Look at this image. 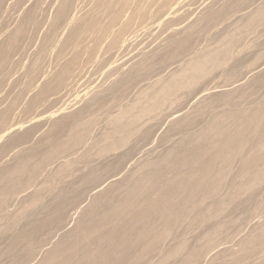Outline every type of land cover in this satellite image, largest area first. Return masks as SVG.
Instances as JSON below:
<instances>
[{"label":"rangeland","instance_id":"obj_1","mask_svg":"<svg viewBox=\"0 0 264 264\" xmlns=\"http://www.w3.org/2000/svg\"><path fill=\"white\" fill-rule=\"evenodd\" d=\"M4 1H5V3H4ZM11 1L14 3H11ZM3 0V4L4 5H2V2H1V4H0V9L2 8V7H6V9L5 8H2L1 10H0V13L2 14H0V37H2V38H0V40L2 39V41H4V39H6V37H7V35L9 36L10 35V33L12 32H14L18 27H20V26H23L22 28L24 29L25 28V30H23V33L25 32V34L23 35V33H22V36L20 35L18 38H20V39H18V40H16L17 41V43L16 44H18V45H16V47H18L17 49H16V51H18L19 53H16V51H15V49H14V51L12 52V54H10V56H9V58H7V62L4 64L3 62L0 64V130L2 129V128H4V126H7V125H14L15 127H17L18 129H17V131H16V128H15V130H13L12 129V131L10 132V133H8L7 135H5L3 138H1L0 140L2 141H0V159H2V160H0V175L1 174H4L1 170H3V169H6V170H8V169H10V167H12L15 163H14V161L15 160H17L16 159V157L19 155L18 153L20 152H22L23 151V154H21V155H19L20 156V158L21 157H23L22 155H24L26 152H27V149H28V152H29V150L30 151H33V150H35L36 151V149H34L35 147L39 150H37V152H36V157H32V161L33 160H35L34 162L38 165V167H36V165L34 164V162H33V164L34 165H31V164H29L31 167H33L34 169H39V171L37 170V172H36V170H34L35 172H36V176H34V178H35V181L34 180H31L30 181V184H28L29 182H27V184L25 185V184H23V185H21V186H19V187H21V188H16V195L14 194V196H10L11 197V201L13 200V202H11L9 199H10V197L7 199V201L5 202V206H4V208L2 207V208H0V211L3 209V211H4V213H2L3 211H1V213L0 214H2L3 215V218H2V215H0V228L2 229L3 227H4V225L2 226V224H5V229L6 230H9V231H7L8 233L11 231L10 229L12 228V232H10V233H12V235L13 234H16V233H18V231H17V229H20V231H21V226H24L23 228H25V227H28L26 224H28V216H24L25 215V213H26V215H28V213H29V211H27L28 209H30V208H34V209H38L40 206H42V205H45V206H47V207H45L44 206V210H42L43 209V206L42 207H40L39 209H40V211L42 212V214H40L41 212H39V211H36V210H34L33 211V209H31V211H33L34 213H35V216H36V214H37V212H39V215H41V216H36V219L37 218H39V217H42L43 215H44V217H46L47 218V216L49 215L50 217H52V216H54V214H52L53 213V211H57V209H55V210H52V212H50V214H48L49 212H48V210L49 209H53V208H56V206H55V203L54 202H56L55 201V199H57L58 197L56 196V195H54V193L55 194H57L56 192H57V187H58V185L59 184H61L65 179H67L66 180V183L67 182H69L68 180H71L72 178H74V179H78V181L76 180V181H74V179H72L71 181H74V182H80L81 180L80 179H82V177L85 175V173L87 172V170H88V165H89V163H91L90 165L93 167V165L92 164H97V165H100V164H102L103 162H101V161H103L102 159H100L99 160V156L97 155V157H96V153L95 152H97V151H95L94 149H96L97 147H100V145H101V143L104 145L109 139V136H111L110 134H112L111 133V131H113L112 129H113V127H114V125H112L111 123H113V124H115L116 123V121L118 120V122L116 123V124H123L124 123V121H125V119H121V120H119L120 118H121V113L122 112H124V110H126L127 108H128V106L130 105V104H132V105H130L129 106V108H132L131 106H133L134 107V111H135V108L137 109L138 108V110H139V108H143V106H145L146 107V105L148 104L147 102H150V95H149V97H147V95L148 94H150V93H153L154 91H156L157 89H158V87L162 84V83H165V82H167L168 80H169V78L170 77H174V76H176V74L177 73H180L182 70H180V68L182 69V68H185V67H187L188 66V61H190V60H192V61H194V59H195V61L197 60V58H198V56H200L201 54H204V53H206V52H209L210 50H215V48H219V47H221L220 46V43H221V45H222V41L225 39H227V40H231L232 38H233V36L235 35V36H237V34H238V32L239 33H241L240 35L242 36H239V39L238 40H236L233 44H232V48H231V52H230V54H231V56H232V58H231V56H230V58L231 59H229L228 61H225V62H221V64L222 65H220L219 66V70H211V72L210 71H207V74H206V77H203V78H200V82H198L199 81V79L194 83V85L192 86H189V87H187L186 89L185 88H183L182 90H180L176 95H178V97H176V100L174 99L175 98V96H173L171 99L172 100H169V101H167L164 105L165 106H163L161 109H163L164 108V110H163V112H162V114H159V113H161L160 111H162L161 109H159V110H157V112L155 111L153 114L154 115H148L147 116V118L145 117L144 119H142V121H140L141 123H139V126H138V132L137 133H139V129H141L142 131L144 130V132H145V136L147 135L146 133L148 132V135H147V137H145L144 135H140V133L142 134L143 132L142 131H140V133L139 134H137L138 136L136 137L135 135H134V137H132L130 140L131 141H129V143L130 142H134V144H138L136 147H135V145L133 146V144L131 143L130 145H132V146H129V145H127V147H128V149L130 148L131 149V151L132 152H130V155H131V157L130 156H128V157H130L131 159L130 160H128L127 161V159H129V158H127V159H125L126 161H127V165H126V163H125V160H123L122 161V163L117 167V169H119V170H113V172L114 173H112V172H110V170H108V172L110 173V174H114V175H116V173L117 172H120V171H122V173L120 172V173H117V175H118V178H120V174H123V176H122V180H121V178H120V180H119V184L116 186L117 188H120L123 192H121V190L119 189H113V190H111L110 189V191L112 192L111 193V195H112V197H113V200H116V199H114V197L115 198H117L118 196V198L117 199H119V198H121V194H122V197H124L128 192H129V187H130V181L131 180H133L134 178L136 179V171H137V169H138V171H140L141 170V168H142V164L143 165H145V164H153V163H155L156 162V160H158L160 157H162V154L164 155V153H163V151H165L166 150V152L167 151H169L168 149L170 148V150H179V145H180V143L182 144V141H185L184 139H186V138H183V137H187V139L186 140H189V138L191 139V137L193 138L194 136H193V134L194 135H198V133L199 132H201V131H203L207 126H208V124H210V122L211 121H213V119H214V116L216 117V116H218V114L220 113H226V112H230V110H232V111H235V109L236 108H238V109H236V110H241L240 109V107L241 108H247V109H250L251 108V106L252 107H254V106H259V104H257V103H260V105L261 104H264L263 103V101H264V83L263 84H261L260 82H262V80L260 81V79L257 81V79L260 77L261 79H263V74H264V58H262V56L264 57V18L262 19V20H259V21H254V23H252V17L254 16V14L258 11V9L260 10V5H264V0H256V3H255V1L254 0H248L250 3H248V1L247 0H245L244 1V3L242 4V6H241V3H239L238 5H237V7L234 9V10H232V11H230V13L228 12V13H226L221 19H218V20H216V21H214V22H212V23H210L209 24V26L208 27H205V28H199V27H197V26H195V28L193 29V30H191L190 31V28H189V25L191 26V25H193V24H195L198 20H199V17H202L203 15L204 16H206V15H208V13H206L207 11L209 12L210 11V9H212V10H218V9H220L221 7H220V5L222 4V6L224 5V3H225V1L226 0H216V1H214V0H189V1H185L184 2V0H180V2H179V0H171L172 2H173V4H180L178 7H180V8H172L173 6H171V8H166V7H170V6H167V4L166 3H168V2H166L165 0L163 1V0H139V2L137 1V3H138V5H137V3L135 2L136 0H134V3H133V0H127V1H130L131 2V4H128L129 5V7H128V5L126 6V7H128L127 8V10H126V7H125V12H124V8L122 9V11H121V14H123L122 16H124L123 17V22L122 23H124V24H122L121 22L119 23V21L117 20V22L115 21V22H113V23H109V17H108V15L107 16H105L106 14H107V12L106 11H102L103 13V15L105 16V17H108L107 19L106 18H104V16L102 17L101 15V10H99V9H97L96 8V13H95V7L97 6L96 4H97V1L98 0H74V1H76L77 2V5H76V2L74 3L73 2V0H72V5H71V7H73V11H75V12H73V11H71V9L69 10V13H68V15H67V19H66V21H68V19H69V17H73L74 16V13H75V15H77V16H75L76 18H75V22H73V24L71 25V27H73L74 25H76V24H79V23H81V21H83V20H85V18H90V17H92L93 16V18H97L98 17V20L96 19V21L99 23L100 21V23L99 24H101V25H103L104 26V23L106 24L105 26H107V30H111V32L110 31H106V32H109V35H107V33H103V34H101V33H99V34H96L95 35V33H98V32H96V30H94V31H89L90 33H92V34H89V33H87V32H85V31H83L84 33V35H85V37L86 36H88V34H89V36L88 37H86V39L88 40V38L90 39V41H88L89 42V48H88V44H86L87 42L86 41H84V40H86L85 39V37H84V35L82 34L81 35V37L83 36L84 37V40H83V42L80 44L79 42H77L78 44H76V42H75V44H74V42L73 41H81L82 39H83V37L80 39V37L78 38V39H76L75 38V40L74 39H72L71 41H70V43H68V41L66 40L68 37H69V34H70V32H69V30L71 31V27L69 26V25H67V23H66V21H61L62 22V24H61V22H59L56 26H58V25H60V26H58V27H60V28H58V27H56L55 28V30H56V33L54 32V33H51V31L49 30V29H51V26L54 24V22H55V18H53V17H55L54 15L55 14H57V11H58V8H60L61 7V4H63V2H65L66 0H61V1H58V0ZM63 1V2H62ZM83 1V2H82ZM120 2L121 1H123V0H119ZM118 0H115V1H113L112 0V3L113 2H115V4L117 5H115L114 4V6H115V8L116 7H118L119 6V4H120V2H119ZM150 1V2H149ZM154 1V2H153ZM156 1V2H155ZM178 1V3H176V2ZM181 1H183L182 3H184V4H181ZM196 1V2H195ZM221 1V2H220ZM8 2V3H7ZM26 2V3H25ZM33 2H34V4H33ZM35 2H37V3H35ZM40 2V3H39ZM78 2H79V4H78ZM130 2H128V3H130ZM142 2V3H141ZM150 3V4H148V3ZM161 2V3H160ZM162 2H166L165 3V8H164V10L166 11L167 9H168V11H166V16L165 17H167L168 18V15L170 16H172L173 14H171L174 10H176L177 11V13L176 14H174L171 18H169V19H156L157 18V16L159 17V15L160 14H158V13H156L157 11L156 10H158L159 9V7L162 5V4H164V3H162ZM175 2V3H174ZM192 2V3H191ZM194 2V3H193ZM215 2H217V3H215ZM252 2V3H251ZM260 2V3H259ZM46 3V4H45ZM59 3V4H58ZM136 3V4H135ZM141 3V4H140ZM156 3V4H155ZM159 3V4H158ZM170 4H171V2H169ZM169 3H168V5H169ZM188 3V4H187ZM220 5H219V4ZM246 3H248L249 5H250V7L252 6V8H250L249 6H248V4H246ZM9 4V5H8ZM37 4V5H36ZM41 5V6H39V5ZM48 4V5H47ZM93 4V5H92ZM161 4V5H160ZM172 4V5H173ZM217 4V5H216ZM258 4V5H257ZM2 5V6H1ZM6 5V6H5ZM34 5V6H33ZM58 6L59 5V7H56V6ZM76 5V6H75ZM96 5V6H95ZM132 5H133V7H135V5H136V9L134 8H132ZM153 5H154V7H153ZM185 5V6H184ZM188 5V6H187ZM210 5H212L213 6V8H211L212 6H210ZM219 5V6H218ZM31 6H33V8H35V9H32V7ZM54 7L53 9H52V7ZM143 8H142V7ZM157 6H159V7H157ZM175 6V5H174ZM239 6V7H238ZM248 6V7H247ZM257 6V7H256ZM10 7V8H9ZM80 7V8H79ZM94 7V8H93ZM112 7H113V4H112ZM133 9V11L131 10V8ZM138 7H141L142 8V10H141V8H138ZM176 7V6H175ZM210 7V8H209ZM216 7H219L218 9L216 8ZM258 8L257 10H256V8ZM262 7H264V6H262ZM261 7V8H262ZM14 8V9H13ZM29 8H30V10H29ZM44 8V9H43ZM76 8V9H75ZM77 8H78V11H76L77 10ZM90 8H93V11H94V13L95 14H97V17H94V16H96V15H91V14H93L92 12V10L90 9ZM148 8V9H147ZM241 8V9H240ZM243 8V9H242ZM245 8H246V11H247V13H246V11H245ZM7 9H8V11H7ZM13 9V10H12ZM47 9V10H46ZM57 11H56V10ZM75 9V10H74ZM86 9V10H85ZM130 9V10H129ZM137 9H138V12L141 14V15H139V16H142L143 15V17H141L140 19L141 20H139L137 17H139L138 15H137ZM174 9V10H173ZM180 9V10H179ZM253 9H255V10H253ZM5 10V11H4ZM28 10V11H27ZM33 10H36V13L35 12H33ZM37 10L39 11L40 10V12H38L37 13ZM99 10V11H98ZM136 10V11H135ZM142 11L143 12V14H142V12H140V11ZM145 12H144V11ZM151 10V11H150ZM171 10H172V12H171ZM192 10V11H191ZM200 10L202 11V12H200ZM255 12L254 14H253V11ZM1 11H3V12H5L4 14H5V18L3 17V12H1ZM16 11V12H15ZM31 11H32V13H31ZM45 11V12H44ZM49 11H51V12H49ZM82 11V12H81ZM86 11V12H85ZM90 11V12H89ZM97 11H98V13H97ZM154 11V12H153ZM164 11V12H165ZM205 11V12H204ZM241 11V12H240ZM30 12V13H29ZM54 12V13H53ZM73 12V13H72ZM78 12V13H77ZM80 12V13H79ZM123 12V13H122ZM132 13V12H134V13H132V16H130V18H129V16H128V14L129 13ZM136 12V13H135ZM149 12V13H148ZM187 12V13H186ZM189 12V13H188ZM250 12H251V14L253 15H249V16H251L250 17V19H247L248 21L249 20H251V25L252 24H255V25H252V27L250 28L251 29V31H247V30H250V29H247L246 28V23H248V22H246L247 20H246V17H247V15L248 14H250ZM15 13V14H14ZM46 13V14H45ZM77 13V14H76ZM86 13L88 14H90V15H86ZM131 13L129 14V15H131ZM146 13V14H145ZM233 13V14H232ZM236 13V14H235ZM245 13H246V15H245ZM25 14H28V15H30V17L32 16V18L33 17H35V18H33V20H31V22H28V23H24V21L23 20H25V16H28V15H25ZM72 14V15H71ZM79 14H80V16H79ZM81 14H84V15H81ZM101 14V15H100ZM126 14V15H125ZM136 14V15H135ZM151 14V15H150ZM156 14V15H155ZM198 14V15H197ZM206 14V15H205ZM36 15V16H35ZM44 17H43V16ZM53 15V16H52ZM98 15H100L102 18H101V20L99 19L100 18V16H98ZM135 17H134V16ZM144 15H146V16H144ZM228 15H230V16H228ZM238 15V16H237ZM245 17V19L242 17ZM245 15V16H244ZM24 16V17H23ZM79 16V17H78ZM128 16V18H126ZM149 16V17H148ZM155 17V19H154V17ZM232 16V17H231ZM240 16V17H239ZM248 16V17H249ZM30 17H28L29 19H32V18H30ZM81 17H84L83 19L81 18ZM121 17V16H120ZM145 17V18H144ZM187 17V18H186ZM4 20H3V19ZM10 18V19H9ZM45 18V19H44ZM51 20H50V19ZM53 18V19H52ZM136 18V19H135ZM142 18H143V20H142ZM148 18V19H147ZM153 18V19H152ZM236 18H239V19H241V20H239V19H236ZM2 19V20H1ZM7 19V20H6ZM41 19V20H40ZM47 19V20H46ZM81 19V20H80ZM120 19V21H122L121 19H122V17L121 18H119ZM127 19H129L128 21H131V22H128V21H126ZM150 19V20H149ZM191 19V20H190ZM19 20V21H18ZM54 20V21H53ZM102 20H107V23L109 24V26L107 25V23L105 22V21H102ZM109 20V21H108ZM139 20V21H138ZM154 20V21H153ZM163 20V21H162ZM220 20V21H219ZM238 20V21H237ZM246 20V21H245ZM33 21H37L36 23H33ZM40 23H39V22ZM47 21V22H46ZM51 21H53V23L51 22ZM142 21V22H141ZM155 21H158L159 23H157V22H155ZM168 21V22H167ZM195 21V22H194ZM219 21V22H218ZM240 21V22H239ZM245 21V22H244ZM12 22V23H11ZM79 22V23H78ZM104 22V23H103ZM125 22H128L129 24H131L130 26H128V30L130 31H128L127 29L125 30V31H128V32H126V33H124L123 32V36L121 35L120 36V40L121 41H123V40H125V39H127V38H129V39H127V40H129V42H132V44L130 43V45H133L132 47H130L129 46V48H128V41H126V46L124 45L123 47L124 48H127V49H123V47L122 48H120V50L119 51H116L115 53H119L118 55L117 54H113L112 55V57L114 56V55H116V56H114L115 57V59H112V57L111 58H109V52H107V45L106 44H108V46H109V44H110V42H111V40L113 39L112 37H114V35H116L115 33H117L118 32V26H120V29L126 24ZM258 23L257 25H256V23ZM18 23H22V24H20V25H18ZM32 23V26H30V24ZM37 23H39V24H37ZM117 23H119L118 25H117ZM147 23V24H146ZM151 23V27L153 28V29H151V28H149V24ZM152 23H154V26H155V28H154V26H152L153 24ZM155 23H156V25H155ZM162 23V24H161ZM188 23V24H187ZM190 23H192V24H190ZM215 23V24H214ZM234 23V24H233ZM29 26H28V25ZM41 24V25H40ZM64 24V25H63ZM122 24V25H121ZM242 25V26H240V25ZM246 24V25H245ZM8 25V26H7ZM10 25V26H9ZM18 25V26H17ZM50 25V26H49ZM63 25V26H62ZM114 25H117L116 27L114 26ZM163 25V26H162ZM184 25V26H183ZM216 25V26H215ZM230 25V26H229ZM244 25H245V27H244ZM17 26V27H16ZM34 26H35V29H34ZM37 26V27H36ZM48 26H49V29H48ZM111 26V28H112V26L115 28V29H110L109 27ZM134 26V27H133ZM146 26V27H145ZM214 26V27H213ZM240 26V27H239ZM260 26V27H259ZM27 27V28H26ZM30 27V28H29ZM242 27V28H241ZM3 29V31H4V34H3V36H2V29ZM65 28H66V30H67V28H69L67 31L65 30ZM116 28H117V31H116ZM127 28V27H126ZM131 28H133L132 30H131ZM138 28V29H137ZM143 28V29H142ZM176 28H178V30L174 33L173 31L176 29ZM189 30H188V29ZM211 28V29H210ZM234 30H233V29ZM245 28H246V30H245ZM9 29L11 30V31H9ZM12 29H15V30H13L12 31ZM149 29H150V32H149ZM183 29V30H182ZM192 29V28H191ZM196 29H200V31H195ZM219 29V30H218ZM227 29L230 31V33H229V31H227ZM238 29V30H237ZM254 29V30H253ZM59 32H58V31ZM136 31L135 33V35H136V37H135V35L133 34L134 33V31ZM148 30V31H147ZM233 30V31H232ZM242 30V31H241ZM245 30V31H244ZM253 30V31H252ZM7 31H9V32H7ZM63 31H65V32H63ZM163 31V32H162ZM178 31H181L180 32V34L182 35H180L179 34V32ZM189 33H188V32ZM207 31V32H206ZM236 31V32H235ZM238 31V32H237ZM246 33H244V32ZM261 31V32H260ZM5 32H7V35H6V33ZM44 32V33H43ZM48 32V33H47ZM94 32V33H93ZM112 32H114V33H112ZM133 32V33H132ZM138 32V33H137ZM155 32V33H154ZM183 32V33H182ZM185 32V33H184ZM187 32V33H186ZM191 32V33H190ZM220 32V33H219ZM231 32L233 33V34H231ZM243 32V33H242ZM250 33V34H248V33ZM252 32V33H251ZM9 33V34H8ZM11 33V34H12ZM47 33V34H46ZM52 35H55V36H52ZM62 33H64V35H61ZM111 33V34H110ZM160 33V34H159ZM207 33V34H206ZM215 33V34H214ZM96 36H94V35ZM147 34V35H146ZM173 34H175L176 36H174ZM185 34V35H184ZM187 34H193L192 36H189V35H187ZM49 35H50V37H49ZM67 35H68V37H67ZM90 35H93V36H90ZM107 35V36H106ZM132 35H134V36H132ZM197 35V36H196ZM210 35V36H209ZM215 35V36H214ZM219 35V36H218ZM244 35V36H243ZM255 35V36H254ZM25 36V37H24ZM51 36H52V38H51ZM65 36H66V39H65ZM102 38V42H101V39H100V37ZM110 36V37H109ZM125 36V37H124ZM129 36H131V38L129 37ZM138 36V37H137ZM158 36V37H157ZM167 36V37H166ZM179 36H181V37H179ZM186 36H189L190 37V41H192V42H190L189 41V43L191 44V48L189 49V50H187L188 52L187 53H185V52H182V53H178V55H177V57H175V61L173 62V63H170V65L168 64V62L167 61H164L163 62V59H161L160 57V55H157L156 54V52H159V53H161V55H163L164 53H168V52H164V50H165V47L166 46H164V45H167V47H168V49H172L171 51H173V48H174V44H172V43H174L175 41H177V40H179V39H183V38H185ZM194 36V37H193ZM200 36V37H199ZM222 36H224L225 38H223ZM227 36H228V38H227ZM234 36V37H235ZM254 36V37H253ZM257 36V37H256ZM261 36V37H260ZM23 37H24V39H23ZM47 37V38H46ZM54 37V38H53ZM61 37V38H60ZM92 37V38H91ZM97 37H99L98 38V40H95L96 42H95V45H93V42L92 41H94V38H96L97 39ZM147 37V38H146ZM153 37H155V38H153ZM169 37V38H168ZM175 37V38H174ZM179 37V38H178ZM192 37V38H191ZM217 37V38H216ZM241 37V38H240ZM250 37V38H249ZM259 37V38H258ZM43 38V39H42ZM56 38V39H55ZM110 38V39H109ZM125 38V39H124ZM136 38V40L134 41V39ZM144 38V39H143ZM178 38V39H177ZM214 38V39H213ZM221 38H222V40H221ZM27 39V40H26ZM32 39V40H31ZM49 39V40H48ZM61 39H63L62 41H61ZM92 39V40H91ZM100 39V40H99ZM193 39V40H192ZM253 39L255 40V41H253ZM259 41H258V40ZM24 40V41H23ZM57 40V41H56ZM132 40V41H131ZM139 40V41H138ZM160 40V41H159ZM167 40H170V41H168V42H166ZM175 40V41H174ZM249 40V41H248ZM257 40V41H256ZM22 41H23V43H22ZM65 41H67L66 42V44L64 43ZM211 41V42H210ZM220 41V42H219ZM44 42H46V44L44 43ZM58 42H60V44H61V42H63L62 43V45L60 46L59 45V43ZM98 42V43H97ZM166 42V43H165ZM215 42V43H214ZM1 43V42H0ZM55 44V46H52V45H54ZM164 43V45H160V44H163ZM168 43L169 44H171V45H169L170 47H172V48H170L169 46H168ZM194 43V44H193ZM217 43V44H216ZM250 43V44H249ZM52 44V45H51ZM58 44V45H57ZM63 44H64V46H66V47H64L63 46ZM80 44V46H81V48L79 47V46H77V45H79ZM85 45V46H83V45ZM97 44V45H96ZM193 44V45H192ZM237 44V45H236ZM254 44V45H253ZM45 45V46H44ZM68 45H70L69 47H68ZM73 45V46H72ZM74 45H76V46H74ZM100 45V47H98ZM136 45V46H135ZM158 45H160V46H158ZM173 45V46H172ZM200 45V46H199ZM207 45V46H206ZM219 45V46H218ZM235 45H236V47H235ZM58 46H60V48L58 49ZM63 46V47H62ZM87 46V47H86ZM141 46V47H140ZM149 46V47H148ZM164 47V48H162V47ZM206 46V47H205ZM252 46H254V47H252ZM256 46V47H255ZM27 47H29V48H27ZM55 47V48H54ZM61 47H62V49H61ZM68 47V48H67ZM71 47H76V48H78V50H76V51H80V53H82V49L83 48H85L86 47V49H89L90 50V52H92V55H90V56H93V57H91L90 59H89V55L88 56H86V54L83 52L82 54H79V56L81 55L85 60H82L81 59V57H80V59L79 60H82L81 61V63L79 62L78 63V65H77V68L78 69H80V70H72V74H71V72H70V74H69V77H68V79L66 80V81H68L67 82V88H66V86H64V85H66V83L63 85V87H65V88H63L62 86L59 88V90H54V89H51V90H49V91H47V92H45V93H43L41 96H40V98H38V102L36 103V105L34 104L33 105V107L31 106V103H32V101L35 99V96H39V94H40V92H41V90H42V88L46 85L45 83H48L49 81H51L52 79H54L55 78V76L57 75V73H59V71L61 70V66H63V65H61L60 66V64H62V62H63V64H65L66 63V61H68L67 59H69L68 58V56L70 57L71 55H69V54H71V52H72V50L74 51V48H71ZM90 47H98L97 49H91ZM107 47V48H106ZM156 47V48H155ZM158 47V48H157ZM159 47H161V48H159ZM166 47V48H167ZM194 47V48H193ZM252 47V48H251ZM43 48H45V51H42V49ZM66 48V49H65ZM75 48V49H76ZM104 48V49H103ZM105 48H106V50H105ZM131 48V49H130ZM146 48L148 49V50H146ZM251 49V51H250V49ZM58 49V50H57ZM64 49V50H63ZM124 51H123V50ZM153 49V50H152ZM154 49H157V50H154ZM160 49H162V50H160ZM167 49V50H168ZM208 49H210L209 51H208ZM240 49H242V50H240ZM32 50V51H31ZM36 50V51H35ZM44 50V49H43ZM52 50H55V51H52ZM66 50V51H65ZM67 50H69V51H67ZM93 50H94V52H93ZM103 50V51H102ZM126 50V51H125ZM135 50V51H134ZM167 50H165V51H167ZM203 50V51H202ZM256 50V51H255ZM258 50V51H257ZM58 51H59V53H60V51L61 52H64L65 54H67V52H68V55H66V57H67V59L66 60H64L66 57H65V54L64 53H62V55H64V56H62L61 55V53L59 54L58 53ZM105 51V52H104ZM121 51L122 52H125L124 54L123 53H121ZM140 51L141 52H153L154 51V53L156 54V57L154 56V58H157L156 60H151L150 62L151 63H149L150 64V66H151V64H152V61H153V64H152V68L150 67V68H147V70H144V71H146L145 73H143L142 71L143 70H141V74L143 75L144 74V76H149V77H142L141 78V76L137 79V80H135V81H131V82H129V83H127L126 81L124 82V81H120V76L118 75V72H115L116 71V68H118V67H115V66H119V65H121V64H119L118 62H122L121 60L120 61H118L119 59H120V57H122V55H125V58H131L132 56L134 57V53L136 54H138V52L140 53ZM156 51V52H155ZM161 51V52H160ZM163 51V52H162ZM169 51V50H168ZM193 51V52H192ZM250 51V52H249ZM53 52V53H52ZM96 52H98V53H96ZM170 52V51H169ZM253 52V53H252ZM255 52V53H254ZM262 52V53H261ZM32 53V54H31ZM44 55H43V54ZM51 53H52V55H51ZM57 53V55L59 56V57H61V59L57 56V55H55V54ZM95 53V54H94ZM105 53L108 55H105ZM120 53H121V55H120ZM197 54V55H195V54ZM15 54V55H14ZM35 54V55H34ZM39 54V55H38ZM48 54V55H47ZM84 54V55H83ZM102 54H104V55H102ZM128 54V55H127ZM130 54V55H129ZM133 54V55H132ZM182 54V55H181ZM186 54V55H185ZM193 54V55H192ZM262 54V55H261ZM13 55V56H12ZM41 55H43V56H41ZM61 55V56H60ZM132 55V56H131ZM195 55V56H194ZM259 55L261 56V57H259ZM12 56V57H11ZM23 56V57H22ZM38 56H40V57H38ZM57 56V57H56ZM257 56H258V58H261V60H262V62L261 61H259V59L257 58ZM18 57V58H17ZM49 57V58H48ZM65 57V58H64ZM109 58V60H107L108 58ZM132 57V58H133ZM181 57V58H180ZM191 57V58H190ZM16 58V59H15ZM43 58V59H42ZM55 58V59H54ZM177 58V59H176ZM254 58H257V60L259 61V63H257V61L254 59ZM39 59V60H38ZM59 59V60H58ZM111 59V60H110ZM185 59V60H184ZM241 59V60H240ZM243 59H245V60H243ZM54 60V61H53ZM61 60V61H60ZM65 62H64V61ZM90 61V63H87L88 61ZM91 60H92V63H91ZM93 60H94V63H93ZM115 62H117V63H115ZM117 60V61H116ZM158 60H160V62H157ZM162 60V61H161ZM237 60H238V62H237ZM256 61V63L257 64H255L254 62ZM39 61H41V62H39ZM56 61V62H55ZM86 61V65H85V68H84V62ZM107 61H108V63H107ZM110 61H113L114 63H111ZM183 61V62H182ZM229 61H231V62H229ZM5 62V61H4ZM58 62V63H57ZM96 62V63H95ZM106 62V63H105ZM110 62V63H109ZM172 62V61H171ZM182 62V63H181ZM191 62V61H190ZM190 62H189V64H190ZM234 62H236V63H234ZM157 63V64H156ZM158 63H161L160 65V67H159V64ZM164 63V64H163ZM175 63V64H174ZM245 63V64H244ZM252 63H254L255 65H260L259 66V68H257L255 71H254V68L256 67L255 65H253ZM260 63H263V64H260ZM106 64H109V66H107ZM110 64H112V65H110ZM114 64H115V66H114ZM149 64H147V67H148V65ZM157 65V67H155V68H153L154 67V65ZM166 64V66H164ZM167 64L169 65V66H167ZM173 64V65H172ZM181 64H184L183 66H181ZM225 64V65H224ZM238 64V65H237ZM2 65V66H1ZM41 67H40V66ZM83 65V66H82ZM89 65H92V67L91 66H89ZM155 65V66H156ZM185 65H187V66H185ZM252 67H251V66ZM263 65V66H262ZM60 66V67H59ZM81 66V67H80ZM106 66V67H105ZM162 66H164V68L162 67ZM172 66V67H171ZM176 66V67H175ZM181 66V67H180ZM185 66V67H184ZM234 66V67H233ZM238 66H239V68H238ZM253 66H254V68H253ZM87 67V68H86ZM91 67V68H90ZM128 67V66H127ZM127 67L125 66V67H123V69L124 68H126L127 69ZM180 67V68H179ZM221 67V68H220ZM236 67V68H235ZM247 67V68H246ZM249 67H251V69L249 68ZM57 68V69H56ZM76 68V67H75ZM83 68H84V70H83ZM99 68V69H98ZM159 68H161V69H159ZM164 70H163V69ZM177 68V69H176ZM241 68V69H240ZM261 68V69H260ZM101 69V70H100ZM115 69V70H114ZM146 69V68H145ZM148 69H149V73H150V71H152L153 69L155 70V72H154V70L152 71V74L150 75L147 71H148ZM152 69V70H151ZM159 69V70H158ZM172 69H174L175 71H177L176 73H175V71L174 70H172ZM229 69L231 70V72L232 73H229ZM233 69H234V71H233ZM253 70V71H248V70ZM39 70V71H38ZM83 70V71H82ZM109 70V71H108ZM163 71V72H161V73H158L159 71ZM170 70V71H169ZM178 70H180V71H178ZM235 70H236V73H235ZM240 70V71H239ZM261 70V71H260ZM44 71V72H43ZM74 71H78L77 73V75L75 76V74H76V72L74 73ZM172 71H174L173 72V74L174 75H172ZM238 71V72H237ZM256 71L258 72V73H260V74H262V75H260V76H258V78H257V74H256ZM47 72H48V75H47ZM54 72V73H53ZM55 72H57V73H55ZM91 72V73H90ZM113 72V73H112ZM234 72V73H233ZM241 72V73H240ZM247 72V73H246ZM254 72V74H252ZM79 73H81V75L79 74ZM115 73H117V78H116V74ZM169 73V74H168ZM213 73V74H212ZM237 73L239 74L238 75V77H236L237 76ZM114 74V76H112ZM149 74V75H148ZM156 75V76H154V75ZM160 76H159V75ZM164 74V75H163ZM215 74V76H213ZM234 77H231V75ZM43 75H44V77H43ZM91 75V77H89ZM172 75V76H171ZM253 75H254V77H253ZM259 75V74H258ZM47 76V77H46ZM54 76V78H52ZM71 76V77H70ZM167 76H170V77H167ZM212 76V77H211ZM227 76V77H226ZM241 76V77H240ZM243 76H244V78H243ZM251 76L254 78H252V80H253V82L255 83V85L256 84H258V85H260V86H256L255 87V85L253 86V88L254 89H252L251 90V85H249V84H252L253 82H251ZM41 77V78H40ZM94 77V78H93ZM115 77V78H114ZM151 77H152V79H151ZM153 77H154V79H153ZM215 77V78H214ZM255 77L257 78L256 80H255ZM143 78H145V81H144V79ZM151 80H150V79ZM158 78H159V80H158ZM160 78H162V80L160 79ZM221 78V79H220ZM237 78L239 79H241V84H240V89L242 90V92L241 91H238V93L240 92V93H248V95H247V97L245 98V96L246 95H244V94H238V93H236L235 94V100L234 101H236L237 100V103L236 102H234L233 104H235L234 106L236 107V108H234V106H233V104L231 105V103H225V102H223V101H221L220 102V100H215V101H213V100H210V102L211 101H213V106H211L210 107V104L209 105H207V107H205V109H207L206 111H205V109L203 110V112L200 110V111H195V115L193 114V110H195V108L197 107L198 108V103H201V102H206V100L208 99V97L210 96V94L211 93H208L207 91L206 92H204L203 90H208L209 91V88H211L210 89V92L211 91H216V90H219V89H217L219 86H217V85H222L223 86V84H226L227 85V83H226V81L228 82V84H230L232 81H236L237 80ZM111 79V80H110ZM115 79H117V80H115ZM141 79H143L141 82H140V80ZM148 79V80H147ZM171 79V78H170ZM206 79V80H205ZM215 79V80H214ZM223 79V80H222ZM230 79V80H229ZM232 79V80H231ZM236 79V80H235ZM244 79V80H243ZM88 80V81H87ZM154 80H157V81H161L160 82V84L157 86V81L156 82H154ZM164 80H166V81H164ZM221 80V81H220ZM229 80V81H228ZM257 82H255V81ZM264 80V79H263ZM76 81V82H75ZM120 81V82H119ZM153 81V82H152ZM212 81H215V82H212ZM223 81V82H222ZM249 81V82H248ZM260 81V82H259ZM72 82V83H71ZM103 82V83H102ZM114 82H115V84H114ZM118 82V83H117ZM123 82L125 83L124 85H122L123 84ZM134 82H136V83H134ZM147 82V83H146ZM151 82V83H150ZM158 82V83H159ZM198 82V83H197ZM259 82V83H258ZM264 82V81H263ZM113 83V84H112ZM116 83H117V85H116ZM120 83V84H119ZM122 83V84H121ZM138 83L141 85H138ZM143 83V84H142ZM145 83L148 85V84H154V83H156V84H154L155 86H157L156 87V89H153L154 88V86L153 85H149L148 86V88L147 87H145V86H143V85H145ZM197 83V84H196ZM223 83V84H222ZM244 83V84H243ZM253 83V84H254ZM45 84V85H44ZM118 84L119 85H122V87L121 86H119L118 87ZM129 86H127V85ZM132 84H136V85H132ZM242 84L244 85V86H242ZM113 85V86H112ZM146 85V86H147ZM235 85V84H234ZM250 87H249V86ZM76 86V87H75ZM110 86H112L111 88H115L117 91H115L116 92V94H115V92H111L110 90ZM134 88H133V87ZM135 86H137L136 88H135ZM200 86V87H199ZM70 87V88H69ZM125 89L124 90V92H126V93H124L123 92V90L121 89ZM123 87H125V88H123ZM145 87V88H144ZM217 87V88H216ZM245 87H249L248 89H246ZM61 88H63V90L61 89ZM152 88V89H151ZM189 88H191L190 90H189ZM216 88V89H215ZM61 89V90H60ZM109 89V90H108ZM145 89H149L148 91H150V92H147V90H144ZM195 89V90H194ZM200 89V90H199ZM203 89V90H202ZM213 89V90H212ZM246 91H245V90ZM54 90V91H53ZM66 92H65V91ZM127 90V91H126ZM153 92H152V91ZM201 90H202V92H204V93H208V96L206 97V99H205V101H204V99H203V97H205L207 94H205V96H203L204 94L201 92ZM249 90V91H248ZM256 90V91H255ZM59 91V92H58ZM69 91V92H68ZM108 91V92H107ZM110 91V92H109ZM119 91V92H118ZM121 91V92H120ZM142 91H144V93L142 92ZM185 91V92H184ZM187 91V92H186ZM195 91V92H194ZM196 91H197V93H196ZM198 91H199V93L201 92L202 94H198ZM253 91V92H252ZM59 93L58 95H56L55 93ZM61 92V93H60ZM145 92H147L148 94L147 95H144V98H143V94H146ZM184 94H183V93ZM64 95H63V94ZM82 93V94H81ZM122 94V95H119V94ZM141 93V94H140ZM186 93V94H185ZM253 93V94H252ZM53 94H55V95H53ZM112 95L113 94V96H108V95ZM114 94H115V96H114ZM182 94V95H181ZM189 94H190V96L193 94V95H195V99H194V97L193 96H191V97H193V99L195 100H193L190 96H189ZM202 95V96H200V98L202 97V99H200L199 98V96L198 95ZM237 94L239 95L238 97H236L237 96ZM70 95V96H69ZM84 95V96H83ZM134 95V96H133ZM197 95V96H196ZM244 95V96H243ZM52 96V97H51ZM107 96V97H106ZM117 96V97H116ZM146 96V97H145ZM240 96H241V98H242V96L245 98H243L244 99V101H243V99L242 100H240L239 98H240ZM61 97V98H60ZM113 97H115V98H113ZM139 97V98H138ZM211 97V96H210ZM209 97V99H212V98H210ZM52 98V99H51ZM58 98V99H57ZM78 98V99H77ZM97 98V100H98V98H99V100L101 101H99L98 100V102H96L97 100H95ZM138 98V99H137ZM143 98V99H142ZM147 98V99H146ZM186 98V99H185ZM198 98V99H197ZM61 99V100H60ZM145 99V100H144ZM174 99V100H173ZM201 101H200V100ZM257 99V100H256ZM32 100V101H31ZM73 100H75V101H73ZM105 100V101H104ZM137 100H139V103L137 102ZM142 100H143V102H145V104H142L143 102H142ZM148 100V101H147ZM185 100H186V102H185ZM189 100V101H188ZM191 100H193V101H191ZM197 100V101H196ZM238 100H239V102H238ZM31 101V102H30ZM90 101V102H89ZM209 101V100H208ZM219 102V103H216V102ZM241 101V102H240ZM243 101V102H242ZM57 102V103H56ZM91 102H95L94 104H92ZM115 102V103H114ZM118 102V103H117ZM185 102V103H184ZM215 102V103H214ZM245 102V103H244ZM262 102V103H261ZM111 103V104H110ZM113 103V104H112ZM118 105H117V104ZM139 105H138V104ZM182 103H184L185 104V106L182 104ZM194 103V104H193ZM207 103V102H206ZM256 103V104H255ZM65 104V105H64ZM67 104V105H66ZM90 105V107L88 108V111H87V109H86V111L84 110L85 109V107L87 106V105ZM141 104V105H140ZM173 104V105H172ZM180 104H182L181 106H183V108L180 106ZM218 104V105H217ZM252 104H255V105H252ZM30 105V106H29ZM78 105V106H77ZM88 105V106H89ZM172 105V106H171ZM179 105V106H178ZM196 105V106H195ZM212 105V104H211ZM214 105H217L216 107L214 106ZM221 105H222V107H221ZM232 106L231 108H228L229 106ZM241 105V106H240ZM76 106V107H75ZM93 106V107H92ZM178 106V107H177ZM194 106H195V108H194ZM208 106L210 107L209 109H208ZM223 106H224V108H223ZM227 107V110H225L224 111V109ZM248 106V107H247ZM54 107V108H53ZM72 107V108H71ZM250 107V108H249ZM28 108H30V109H28ZM62 108V109H61ZM84 108V109H83ZM92 108V109H91ZM177 108H179V109H177ZM182 108V109H181ZM193 108V109H192ZM196 108V109H197ZM56 109H60L57 113H54V115H53V117L51 118H49V115H50V112H54V111H56ZM65 109V110H64ZM118 109V110H117ZM223 109V110H222ZM228 109H230V110H228ZM78 110H81V117H79L80 119H79V121L76 119V122H75V120L74 119H72V115L75 113V112H77ZM85 112H84V111ZM117 110V111H116ZM123 110V111H122ZM175 110H178L177 112L178 113H180V115L179 116H186L187 115V113L190 115H188L190 118H191V114L193 115V116H195V117H192V122H191V124L190 125H187L186 127H184V128H182V129H177L176 131H179V132H176L174 129L175 128H177V126L175 125V124H173V122L172 121H174V120H176L177 118H179V116L176 114L177 112L175 111ZM184 110V111H183ZM119 111V112H118ZM158 111H159V113H158ZM182 112V114H181V112ZM224 111V112H223ZM59 112H61V113H59ZM89 112V113H88ZM100 112V113H99ZM121 112V113H120ZM88 113V114H87ZM93 113V114H92ZM107 113V114H106ZM115 113V114H114ZM157 113H158V116H157ZM170 113H172V114H170ZM199 113H201V114H199ZM48 114V115H47ZM98 114V115H97ZM121 114V115H120ZM152 114V113H151ZM156 114V115H155ZM169 114H170V116H169ZM186 114V115H185ZM219 114V115H220ZM117 115V116H116ZM119 115V116H118ZM175 115H177L176 116V118H174V120H173V118L172 117H175ZM200 115H201V117H200ZM1 116H4L3 118L4 119H6V120H2L1 118ZM71 118V120H70V118ZM100 116V117H99ZM102 116V117H101ZM108 116V117H107ZM155 116H157V118L158 119H156L155 118ZM163 118L164 117V120H167V121H164L161 117ZM197 116L198 117H200L199 119L197 118ZM90 118V120H89V123H88V119ZM115 117V118H114ZM116 117H118V118H116ZM152 117V118H151ZM165 117H166V119H165ZM167 117H170V118H167ZM194 118V119H193ZM197 118V119H196ZM102 119V120H101ZM148 119V121H146ZM151 119V120H150ZM162 121H161V120ZM170 119V120H169ZM172 119V120H171ZM196 119V120H195ZM57 122V120L58 121H65L66 122V125H68V126H64V127H62V128H58V130H57V132H54L53 133V125H54V122L55 121ZM67 120V121H66ZM116 120V121H115ZM124 120V121H123ZM144 120V121H143ZM149 120H150V122H149ZM156 120H157V122H156ZM160 120V121H159ZM194 120V121H193ZM77 121L79 122L78 124H81V123H88L90 126H87L86 128H85V131H79V136H81V142L79 143L80 145H75L74 144V146H73V144H72V146L70 147L69 145L66 147V149H65V151L63 152V153H59V155L57 154V157L55 158V157H53L54 159H44V156H42L43 154L44 155H46L45 153L48 151V152H50L52 149H54L55 148V146H56V144L57 143H62L63 142V144L65 145L66 143H69L70 141V139L71 138H73V134H75L74 132L72 133L71 132V134L72 135H70V131H69V128H70V130H71V127H69V126H73L74 124H76L77 123ZM84 121V122H83ZM100 121V122H99ZM115 123H114V122ZM152 121V122H151ZM198 121V122H197ZM209 121V122H208ZM72 122H75V123H72ZM120 122V123H119ZM123 122V123H122ZM145 122H147V124L145 123ZM170 122V123H169ZM195 122V123H194ZM97 123V124H96ZM149 123V124H148ZM158 123V124H157ZM108 124V125H107ZM157 124V125H156ZM17 125V126H16ZM142 125H143V127L145 126V129H142L141 127H142ZM172 125H173V127H175V128H172ZM52 126V127H51ZM104 126V127H103ZM149 126H152L151 128L153 129V130H151L150 129V127ZM153 126H155V127H153ZM162 126V127H161ZM170 126V127H169ZM21 127V128H20ZM91 127H93L92 129H91ZM51 128H52V130H51ZM159 128V129H158ZM170 128V129H169ZM87 129V130H86ZM108 129V130H107ZM111 129V130H110ZM147 129H149V131L147 130ZM92 130V131H91ZM106 130V131H105ZM145 130H147V132L145 131ZM170 130H172L171 132H170ZM263 130H264V128H263ZM89 131V132H88ZM107 131H110L109 133L107 132ZM151 131V132H150ZM184 133L185 132V134L187 133V135H189V138H188V136H186V135H184L182 132ZM262 131V130H261ZM17 132V133H16ZM52 132V133H51ZM107 132V133H106ZM174 132V133H173ZM195 132V133H194ZM25 133H28V134H26L27 135V137L24 135ZM81 133H82V135H81ZM178 133V134H177ZM192 133V134H191ZM16 134V135H15ZM21 134H23L24 135V137H25V139H24V137H22L23 138V140H20L19 138L20 137H18L19 135H21ZM153 134V135H152ZM70 135V137H68ZM88 135V136H87ZM106 135V136H105ZM150 135V136H149ZM184 135V136H183ZM190 135H191V137H190ZM93 136H94V138H93ZM104 136V137H103ZM103 137V138H102ZM143 138L144 140H142V141H146L144 144L143 143H141L142 141H140L139 142V140L141 139V138ZM70 138V139H69ZM138 138H140L139 140H138ZM147 138V139H146ZM165 138H167V139H165ZM102 139H104L105 140V142L104 141H102ZM134 139V140H133ZM135 139H137V140H135ZM182 139V141H180V140ZM94 140V141H93ZM133 140V141H132ZM152 140V141H151ZM159 140V141H158ZM257 140H258V138H257V136H254V135H249L248 136V138H247V141H246V144L244 145V147L243 148H239L238 150H237V158H234L232 161H231V163L228 165V167H226V168H221V167H219V166H217L216 168H218V169H220L221 168V170L219 171L218 169H217V171L215 172L216 174L218 173V172H224L223 173V184L221 183L220 185H218V187L219 188H217V190H216V192H214V194H213V196H209L208 198H206L208 195L206 194V193H204L205 194V198L204 197H202V196H204V195H202V196H200V197H202V198H199L197 201H196V203H195V205H194V203H188L187 205L189 206V204L190 205H192L193 204V206H191L190 208L191 209H189L188 208V210H186L187 209V205H186V208H185V214L183 215V217H181V218H179L178 219V221L177 222H175L174 224H173V226H172V228H171V230H170V232L168 233V235L165 237V238H163L162 239V241H161V243L160 244H158V245H156L154 248H153V250H152V253H150L149 255H147V256H149L148 258H147V256H138L139 255V253L138 254H136V252H137V250H135V251H132V253L133 252H135V254H133V257L135 258L134 259V261H133V257L131 256V258H132V261L131 262H129L130 260H131V258L128 260V263L127 264H158L159 263V261L162 259L161 257H164V256H161V255H166L172 248L174 249L175 247H177L179 244H180V242L182 243L183 241L184 242H186V243H182V244H184V246L186 247L185 249H184V251L186 250V252H184V251H182L181 252V254H182V256H181V254L179 255V254H177L178 256H173L174 258H172V257H168V259H167V261H166V263L165 264H178L179 263V261H180V259L183 257V255H184V257H186V256H189L191 253H193L194 251L196 252H198L199 253V255H198V258L196 259V260H194V264L197 262V260L199 259V261H202L201 262V264H229V263H233V264H235V261L233 262L232 261V259H237L238 257V259H237V262H240L239 264H264V244H262V245H259L258 246V248H257V252H255L254 254H253V256H250V258L249 257H245L243 254H241V250H242V247L241 246H243L244 245V242L246 243L247 242V239L249 240V238H250V236L252 235L253 236V234L255 233H258V231L259 232H263L264 231V167H262V168H259V169H257L256 170V174L258 175V177H259V180H255L254 181V183L252 184V186H251V188L248 190V189H243V190H239V188H241L242 186H244V184L248 181V180H250L251 179V177L252 176H250L249 174H247V175H243V176H240L239 175V173H240V169H241V163H240V161L242 160V158L243 157H245L247 154H249L250 152L249 151H251L252 152V149L254 148V146H255V143L257 142ZM58 141H60V142H58ZM98 141H99V143H98ZM137 141V142H136ZM136 142V143H135ZM164 142V143H163ZM169 142V143H168ZM176 142V143H175ZM180 142V143H179ZM99 144V146H98V144ZM139 143H141L142 144V146L139 144ZM177 143L179 144L178 145V147L176 146L175 147V145L174 144H176L177 145ZM83 146H82V145ZM90 144V145H89ZM92 144H93V147H92ZM27 145V146H26ZM94 145H96V148L94 147ZM102 145V146H103ZM140 145V146H139ZM143 145H145V146H143ZM159 145V146H158ZM172 145H173V147L174 148H172ZM3 146V148H1ZM33 146V147H32ZM166 146V147H165ZM181 146V145H180ZM26 147H28L27 149H26ZM127 147L125 146V147H122L123 149H121V148H119L118 149V153H119V150L122 152V150H124V152H125V149H127ZM22 148V149H21ZM30 148H32V150L30 149ZM93 148V149H92ZM137 148V149H136ZM143 148V149H142ZM146 148V149H145ZM151 148V149H150ZM3 149V150H2ZM19 149V150H18ZM26 149V150H25ZM91 149V151L92 152H94L93 154H94V159H93V157L91 156V160H90V162L89 163H87V164H85V165H87L86 167H87V169L85 168L84 169V167H85V165H84V163H82V162H79V157H81L82 156V153H85L86 152V150L87 151H89ZM150 149V150H149ZM5 150V151H4ZM25 150V151H24ZM83 150V151H82ZM127 151V150H126ZM135 151V152H134ZM147 151V152H146ZM4 152V153H3ZM25 152V153H24ZM47 152V153H48ZM137 152V153H136ZM139 152V153H138ZM39 153V154H38ZM132 153V154H131ZM149 153V154H148ZM162 153V154H161ZM3 154V155H2ZM69 154V155H68ZM161 156H160V155ZM13 155V156H12ZM17 155V156H16ZM81 155V156H80ZM134 155V156H133ZM139 155V156H138ZM158 157H157V156ZM59 156V157H58ZM63 156V157H62ZM138 158H137V157ZM156 156V157H155ZM73 157H75V158H73ZM96 157V158H95ZM99 157V158H98ZM133 157V158H132ZM142 157V158H141ZM157 158L156 160H154L155 158ZM19 157H18V160L20 159ZM34 158V159H33ZM40 158H43V159H41L40 160ZM61 158V159H60ZM98 158V159H97ZM110 158V157H109ZM140 158V159H139ZM144 158V159H143ZM39 159V160H38ZM62 159H66L65 160V162H63L64 160H62ZM71 160V161H69V160ZM73 159V160H72ZM76 159L78 160V162L76 161ZM142 159H143V162H142ZM17 160V161H18ZM44 160V161H43ZM110 160H111V158H110ZM110 160L108 159V161H107V159H106V161L107 162H110ZM137 160H138V162H137ZM142 162H140V161ZM16 161V162H17ZM31 160L29 161V162H32ZM62 163H61V162ZM70 163H72V164H78V165H74L73 167H72V164H71V167L73 168V170H71V169H69V170H71V172L69 171V172H66L65 171V175H66V173H68V175H69V173L71 174V176L73 175V173H75L74 174V176L71 178L70 176H69V178H68V175L65 177V175L63 174L61 177H60V179H56L55 180V171L58 169H60V165H63L64 163H68V162ZM72 161H75L74 163L72 162ZM92 161H93V163H92ZM105 161V162H106ZM149 161H151V162H149ZM13 162V163H12ZM39 162V163H38ZM60 162V163H59ZM77 162V163H76ZM96 162V163H95ZM97 162H99V164L97 163ZM149 162V163H148ZM12 163V164H11ZM135 163V164H134ZM138 163H139V165H138ZM8 164V165H7ZM11 165V166H10ZM79 165L81 166V167H79ZM133 167H132V166ZM138 165V166H137ZM10 166V167H9ZM30 166H28L29 167V169H31L30 168ZM35 166V167H34ZM57 166H60L59 168L57 167ZM77 166H78V168H79V172L81 171V172H83V173H80V174H83V176L79 179V177L80 176H78V173L76 174V172L78 171V168H77ZM83 166V167H82ZM90 166V167H91ZM137 166V167H136ZM120 167L121 168H124V169H120ZM129 167V168H128ZM132 167V168H131ZM134 167H136V168H134ZM139 167V168H138ZM136 169V170H132L131 171V169ZM48 169H50V170H48ZM56 169V170H55ZM75 169V170H74ZM127 169V170H126ZM222 169H224V171H222ZM6 170H3L4 172L6 171ZM57 170V171H58ZM77 170V171H76ZM84 170H86V171H84ZM56 171V172H57ZM75 171V172H74ZM103 171V172H102ZM101 171V175H102V177H101V175H100V178H99V180H100V182L101 181H103L104 179H106V178H108V177H110V174L109 173H107L106 174V172H104V171H106V170H102ZM129 171V172H128ZM130 171L132 172L131 174L132 175H135V177L134 176H130ZM133 171H135V174L133 173ZM85 172V173H84ZM102 173H105V176H104V174H102ZM128 173V175H129V177H128V175H125V174H127ZM138 174H139V172H137ZM28 174H30L31 175V173H29L28 172ZM27 174V175H28ZM39 174V175H38ZM109 174V175H108ZM75 175H77V176H75ZM108 177H107V176ZM25 176V178L24 179H26V174L24 175ZM23 176V177H24ZM39 176V177H38ZM52 176H54V177H52ZM126 176V177H125ZM168 176V178H171V177H169L170 175H167ZM0 177H2V176H0ZM32 177H33V174H32ZM123 177H124V179H123ZM127 177H128V179H127ZM131 177H132V179H131ZM134 177V178H133ZM181 177V176H180ZM33 178V179H34ZM53 178V179H52ZM61 178H65L63 181L61 180ZM178 178H179V176H178ZM39 180V181H38ZM53 180V182L54 181H56L57 183H59L58 185L54 182V185H50L51 183H53V182H51ZM57 180H59V181H61V182H58ZM80 180V181H79ZM126 180H129V183L128 182H126ZM70 181V182H71ZM125 181V182H124ZM49 182H50V184H49ZM36 183H37V185H36ZM64 183V182H63ZM78 183H72V185H74L73 187H75V185H78L77 187L78 188H80L79 187V185L80 184H78ZM41 184V185H40ZM48 184V186H46ZM40 185V186H39ZM121 185V186H120ZM81 186V185H80ZM129 186V187H128ZM25 187V188H24ZM105 187V188H104ZM116 187H114V188H116ZM27 188V189H26ZM42 188H47V192H46V190H44V189H42ZM53 189V190H55V192L53 191H51L50 189ZM56 188V189H55ZM78 188H73V191H74V189L75 190H78ZM100 189H101V191H103V190H106V189H108V185H107V183H105V185H104V183H103V185H101L100 187H99ZM20 189V190H19ZM22 189V190H21ZM42 189V192H40L39 190H41ZM49 189V190H48ZM100 189H99V191H100ZM128 189V190H127ZM229 189H231V191H235V192H239V191H241V192H239V194H238V197L235 199V200H233L234 202L232 203V205H231V203L230 202H232V201H228V196H226V195H229L230 194V192H229ZM126 190H127V192H126ZM21 191H22V193H21ZM38 191V192H37ZM44 191H45V193H44ZM50 193H49V192ZM118 191V192H117ZM245 191V192H244ZM18 192V193H17ZM20 192V193H19ZM32 193H33V195H35V196H33L32 195ZM115 193V194H114ZM228 193V194H227ZM20 194V195H19ZM86 195H87V197L84 199V197H82L83 198V201L84 202H81V203H79L80 204V208H82L83 210L85 209V208H87L88 206H87V202L90 200V196L92 195H90L89 196V194L90 193H88V191L85 193ZM85 194H83V196H86ZM116 195H118V196H116ZM124 195V196H123ZM207 195V196H206ZM18 196V198H16ZM37 196H41V199H39L40 197H37ZM53 196V197H52ZM54 196H55V199H53L54 198ZM89 196V197H88ZM226 196V197H225ZM27 197V198H26ZM34 197V198H33ZM35 197L36 198H38V202H43L44 200L47 202H43V204L41 203V205H40V203L38 204L39 205V207H38V205L36 204V205H34L33 204V200L35 199ZM52 197V198H51ZM226 199H225V198ZM13 198V199H12ZM24 198V199H23ZM33 198V199H32ZM44 198V200H42ZM222 198H224L223 200H222ZM89 199V200H88ZM245 199H247V200H245ZM8 200H9V202H8ZM23 200V201H22ZM26 200H27V202H26ZM40 200V201H39ZM52 200V201H51ZM54 200V201H53ZM87 200V202H85ZM221 200V201H220ZM228 201L227 202V204H226V202H224V201ZM25 201V202H24ZM28 201H30V202H28ZM32 201V202H31ZM50 201V202H49ZM91 201V200H90ZM89 201V203H91ZM244 201H250V206H251V204L252 205H255V206H248L249 205V203H248V205H247V203H245ZM8 202V203H7ZM11 202V203H10ZM24 202V203H23ZM51 202H53L54 203V206L51 204ZM216 202V203H215ZM217 202H218V205H216L217 204ZM220 202V203H219ZM222 202H223V204H222ZM243 202L246 204V210L249 208V210L248 211H246L245 210V205H243ZM26 203V204H25ZM30 203L31 204H33L34 205V207H33V205H30ZM47 205H46V204ZM50 203V204H49ZM84 203V204H83ZM88 203V204H89ZM240 203H242V204H240ZM10 204V205H9ZM27 204H29L30 205V207H28L29 205H27ZM84 206H83V205ZM227 205V207H224L223 208V205L224 206H226ZM228 204H229V206H228ZM18 205V206H17ZM221 205H222V208H220L221 207ZM241 205V206H240ZM260 205V206H263L262 207V209L261 210H256V208L258 207V206ZM32 206V207H31ZM37 206V207H36ZM71 206V207H70ZM76 206H78V208L76 209L75 207ZM85 207V208H83V207ZM87 206V207H86ZM214 206V207H213ZM219 207V210H220V212H219V210L217 209V207ZM244 206V207H243ZM25 207H27V208H25ZM36 207V208H35ZM48 207H50L49 209H48ZM53 207V208H52ZM69 208V210L67 209V208ZM66 207H64V208H66V209H64L65 211L64 212H68V214L69 215H67L66 213H64V215H65V220H67V216L69 217L70 216V218H73V220L75 221V223H74V221L72 220V219H69L68 218V220H69V222H68V220H67V222H68V230H66V231H70L71 232V230L73 231V229H75L76 228V225L78 224V221L80 220V217H78L79 215H81V213H82V209H79V205L78 204H76V205H69V207L68 206H66ZM216 207V210L214 209ZM244 208V210H243V208ZM24 208V209H23ZM42 208V209H41ZM71 208H74L73 210H74V212H72L73 210L71 209ZM255 208V209H254ZM10 209V210H9ZM19 209V210H18ZM38 209V210H39ZM46 209H48V210H46ZM75 209L77 210V213H76V211H75ZM223 209V210H222ZM15 212H14V211ZM22 210V212L24 211V210H26V211H24V215L23 214H21L20 213V211ZM67 210V211H66ZM72 210V211H71ZM81 210V211H80ZM217 211V212H216ZM7 214H6V213ZM28 212V213H27ZM47 212V213H46ZM81 212V213H80ZM213 212H214V214H216V216L213 214ZM216 212V213H215ZM219 212V213H218ZM8 213L9 214H13L14 216H15V219L13 218V215H9L11 218H9L8 217ZM17 213H20L19 215L17 214ZM31 213L32 212H30V214L29 215H31ZM34 213H32L33 214V216H31V218H33V220H35L34 218ZM77 214L78 216H76V215H74V214ZM80 213V214H79ZM5 214V215H4ZM48 214V215H47ZM55 214H56V212H55ZM214 216H213V215ZM16 215H18L20 218H22V219H20L18 216H16ZM187 215V217H185ZM212 215V217H210ZM5 216H7L8 217V219H7V217H5ZM73 216V217H72ZM75 216V217H74ZM197 216V218H196V220H195V217ZM20 219V221L18 220V218ZM25 217H26V219H25ZM43 217V218H44ZM77 217V218H76ZM2 218V219H1ZM5 218H6V220H5ZM13 218V220H11ZM28 218V219H27ZM30 218V219H31ZM79 218V219H78ZM202 218H205V219H203L202 221L203 222H200V220L202 219ZM207 218V219H206ZM212 218V219H211ZM16 219H17V221H19L18 223H17V221H16ZM40 219V218H39ZM42 219V218H41ZM188 219V220H187ZM198 219V220H197ZM9 220H11V221H9ZM16 221V222H13L14 224L15 223H17V224H15V225H17V226H14V224L12 223V221ZM25 220V221H24ZM32 220V219H31ZM32 220V221H33ZM71 220V221H70ZM77 220V221H76ZM208 220V221H207ZM6 221V222H5ZM11 222V223H9V222ZM22 221H23V223H22ZM31 221V222H32ZM197 221V222H196ZM5 222V223H4ZM27 222V223H26ZM29 222H30V220H29ZM222 222V223H221ZM22 223V224H21ZM26 223V224H25ZM197 223V224H196ZM11 224H13V227H12V225ZM19 224V225H18ZM7 225V226H6ZM21 225V226H20ZM29 225V224H28ZM70 225V226H69ZM10 226V227H9ZM75 226V228H73ZM19 227V228H18ZM54 227L55 226H53L51 229H49L48 231L46 230V231H44L43 233H44V236H45V238H46V240L50 243H48V244H46V246H44L45 247V249H47L46 251H45V249L44 248H42L40 245H42L41 243H42V241L43 242H45V240H42L41 238L43 237V234H42V232H41V235H42V237L40 236V235H38V236H36V239L37 238H39L40 237V239H37L38 241H40L39 243L40 244H38V241H36V239H35V241L37 242V246H35L36 245V243H34L33 245H32V247H33V249L34 248H36L37 247V249L38 250H33V249H30V250H33L34 252H32L31 251V257H34V258H30V262H29V264H39V263H41L42 264V260H44L45 262L44 263H46V261L47 260H45L47 257V255H46V253H47V251L49 250L48 248H53V246L55 247V245L54 244H62V243H64L63 241H65L66 240V238H67V236L69 235L68 233H66L63 229H61V230H58L59 229V227H55V229H54ZM208 227V228H207ZM3 228V231L2 230H0L2 233H0L2 236H4V237H0V257H1V259H0V262H2V263H0V264H4L3 262L5 261V264H9L11 261H6V259H8V258H10L11 257V255H9L10 253H8L9 251L7 250H5V249H8L9 248V242L12 240V235L9 233V242H8V236H7V238L5 237L6 235V231H5V229ZM10 228V229H9ZM22 228V229H23ZM58 228V229H57ZM15 229H16V231H15ZM55 230L54 232H55V235L54 234H52L53 233V231H50V230ZM262 229V230H261ZM14 230V231H13ZM57 230H58V232H57ZM5 231V233H3ZM60 231V232H59ZM172 231V232H171ZM14 232V233H13ZM49 232V233H48ZM52 232V233H51ZM62 232H63V234H62ZM208 232V233H207ZM48 235H47V234ZM57 233V234H56ZM203 233V234H202ZM204 233H205V237H206V234H208L207 235V238H204V237H202V235H204ZM4 234V235H3ZM52 234V235H51ZM60 234H62L63 236H65V238L64 237H62ZM68 234V235H67ZM254 234V235H255ZM49 237V240H48V238H47V236ZM50 235H51V237H50ZM58 235V236H57ZM61 236V238H60V236ZM14 236V235H13ZM208 236H210V237H208ZM251 236V237H252ZM44 238V237H43ZM50 238H51V241H50ZM63 238V239H62ZM203 238L206 240V239H208L209 238V240L206 242V241H204L203 240ZM63 240L62 242H61V240ZM65 239V240H64ZM212 239V240H211ZM59 240H60V242H59ZM34 241V242H35ZM46 241V242H47ZM45 242V243H46ZM202 242V243H201ZM203 242L206 244V245H204L203 244ZM208 242L210 243V244H208ZM207 244H208V246H207ZM24 247H22L21 246V244L19 245V247H17V248H19V253H18V249L17 250H15L14 251V253H13V255L12 256H14V255H19V256H21V258L20 259H22V253L21 252H23L25 249V247L27 246L26 244V246L24 245V243L22 244ZM200 245H201V247H200ZM8 246V248H6ZM31 246V245H30ZM41 247V248H38V247ZM198 248H197V247ZM204 248H203V247ZM24 249V250H22V248ZM28 247H29V245H28ZM27 247V248H28ZM3 248V249H2ZM21 248V249H20ZM30 248V247H29ZM190 248H191V250H192V252H191V250H190ZM195 248V249H194ZM194 249V250H193ZM198 249V250H197ZM20 250H22V251H20ZM41 250V251H40ZM167 250H168V252H167ZM190 250V251H189ZM3 251V252H2ZM5 251H6V253H5ZM165 251H166V253H165ZM201 251H203L202 253H201ZM205 251V252H204ZM36 252V253H35ZM46 252V253H45ZM139 252V251H138ZM5 253V254H4ZM18 253V254H17ZM44 253H45V255L46 256H44ZM201 253V254H200ZM243 253V252H242ZM33 254V255H32ZM34 254H36V255H34ZM9 256V257H6L5 258V256ZM41 255V256H40ZM132 255V254H131ZM138 257V259H140V261H137L138 259L135 257ZM3 256V257H2ZM16 256V257H17ZM238 256V257H237ZM15 256H14V258H16ZM17 257V258H18ZM176 257V258H175ZM180 257V258H179ZM232 257H235V258H232ZM242 257V258H241ZM5 258V260H3ZM143 258H145V259H143ZM161 258V259H160ZM178 258V259H177ZM169 259H171V260H169ZM240 259V260H239ZM8 260H12V257L10 258V259H8ZM31 260H33L32 262H31ZM224 260H226V261H228V262H223ZM231 260V261H230ZM27 261H29V259L28 260H26V263H27ZM198 261V262H199ZM39 262V263H38ZM176 262V263H175ZM124 263H126V262H124ZM23 264H25V261H24V263ZM28 264V263H27ZM198 264H200V263H198Z\"/></svg>","mask_w":264,"mask_h":264},{"label":"bare ground","instance_id":"obj_2","mask_svg":"<svg viewBox=\"0 0 264 264\" xmlns=\"http://www.w3.org/2000/svg\"><path fill=\"white\" fill-rule=\"evenodd\" d=\"M11 1V0H10ZM37 1V0H36ZM58 1H61V0H58ZM64 1V0H63ZM62 1V2H63ZM72 2V0H66L65 2H63V4H61V7L60 8H58V11H57V14H55L54 16L55 17H53V18H55L54 20H55V22H54V24L51 26V29H49V26H48V29L51 31V33H56V30H55V28L56 27H58V26H60V25H58V26H56L59 22H61V21H66V17H67V15H68V13H69V10L71 9V11H73V7H71V5H72V3L74 2H76V1H74L73 0V2ZM113 1H115V0H113ZM119 1V0H118ZM137 1L139 2V0H136L135 2L137 3ZM145 1V0H144ZM151 1V0H150ZM149 1V2H150ZM164 1V0H163ZM166 2H171V4L169 3V5H168V3H166L167 4V6H173L172 8H180V7H178L176 4H173V2L171 1V0H165ZM185 1H189V0H184V2ZM193 1V0H192ZM214 1H216V0H214ZM218 1V0H217ZM244 1L245 0H226L225 1V3H224V5L222 6V4L220 5L219 3V5H220V9H218L219 7H216L218 10H212V9H210V11L208 12H206V13H208V15H206V16H202V17H199V20L195 23V24H193V25H189V28H190V31L191 30H193L194 28H195V26H197V27H199V28H205V27H208L209 26V24L210 23H212V22H214V21H216V20H218V19H221L226 13H230V11H232V10H234L236 7H237V5L239 4V3H241V6H242V4L244 3ZM248 1V0H247ZM255 1V3H256V0H254ZM260 1V0H259ZM1 2H2V5H4L3 4V0H0V4H1ZM83 2V1H82ZM120 2V1H119ZM128 2H130V1H127V0H123V1H121L120 2V4H119V6L118 7H116L115 8V6H114V4H115V2H113L112 3V0H98L97 1V6L95 7V13H96V8L97 9H99V10H101V14L104 12V11H106L107 12V14L105 15V16H107L108 15V17H109V23H113V22H117V20L119 21V23L121 22H123L124 20H123V17L124 16H122L123 14H121V11H122V9L124 10V12H125V7L128 5V4H131V2L130 3H128ZM154 2V1H153ZM156 2V1H155ZM176 2V1H175ZM174 2V3H175ZM179 2H180V0H179ZM183 1H181V4H184V3H182ZM196 2V1H195ZM221 2V1H220ZM261 2V1H260ZM259 2V3H260ZM4 3H5V1H4ZM8 3V2H7ZM11 3H13L12 1H11ZM26 3V2H25ZM35 3H37V2H35ZM40 3V2H39ZM133 3H134V0H133ZM135 3V4H136ZM142 3V2H141ZM140 3V4H141ZM148 3V2H147ZM161 3V2H160ZM162 3H164V2H162ZM165 3L164 4H160L161 6L159 7V6H157V7H159V9L158 10H156L157 12L156 13H158V14H160L159 15V17L157 16V20L158 19H163L165 16H166V14L168 13H166V11H168V9L165 11L164 10V8H165ZM176 3H178V1L176 2ZM192 3V2H191ZM194 3V2H193ZM215 3H217V2H215ZM248 3H250L249 1H248ZM248 3H246V4H248ZM252 3V2H251ZM264 3V2H263ZM14 4V3H13ZM33 4H34V2H33ZM46 4V3H45ZM59 4V3H58ZM78 4H79V2H78ZM112 4H113V7H112ZM148 4H150V3H148ZM156 4V3H155ZM159 4V3H158ZM173 4V5H172ZM188 4V3H187ZM1 5V6H2ZM9 5V4H8ZM35 5V4H34ZM33 5V6H34ZM37 5V4H36ZM39 5V4H38ZM48 5V4H47ZM74 5V4H73ZM72 5V6H73ZM76 5H77V2H76ZM75 5V6H76ZM93 5V4H92ZM116 5V4H115ZM137 5H138V3H137ZM176 7H175V6ZM217 5V4H216ZM218 5V6H219ZM240 5V4H239ZM251 5V4H250ZM250 5L248 4V6L250 7ZM258 5V4H257ZM6 6V5H5ZM33 6H31L32 7V9H35V8H33ZM39 6H41V5H39ZM56 6V5H55ZM117 6V5H116ZM171 6L170 7H166V8H171ZM185 6V5H184ZM188 6V5H187ZM210 6H212V5H210ZM247 6V7H248ZM253 6V5H252ZM252 6L250 7V8H252ZM262 6H264V5H260V10L258 9V8H256V10L258 9V11L255 13L253 10H255V9H253L252 11H253V14H254V16L251 14V12H250V14H248L247 15V17L245 16L246 15V13H247V11H246V8H245V11H246V13H245V17H246V20L247 19H250V17L251 16H249V15H252L253 17H252V23H254V21H259V20H262L263 18H264V7H262ZM52 7V6H51ZM56 7H59V5L58 6H56ZM128 7H129V5H128ZM128 7H126V10H127V8ZM135 7H136V5H135ZM135 7H133V5H132V8L134 9ZM142 7V6H141ZM141 7H138V8H141ZM153 7H154V5H153ZM239 7V6H238ZM262 7V8H261ZM2 8H5L6 9V7H2ZM1 8V9H2ZM10 8V7H9ZM54 7H52V9H53ZM80 8V7H79ZM94 8V7H93ZM93 8H90L92 11H93ZM131 8V7H130ZM131 8V10L133 11V9ZM143 8V7H142ZM142 8H141V10H142ZM210 8V7H209ZM211 8H213V6L211 7ZM0 9V10H1ZM14 9V8H13ZM12 9V10H13ZM44 9V8H43ZM76 9V8H75ZM74 9V10H75ZM136 9V8H135ZM148 9V8H147ZM214 9V8H213ZM241 9V8H240ZM243 9V8H242ZM29 10H30V8H29ZM47 10V9H46ZM86 10V9H85ZM98 10V11H99ZM104 10V11H103ZM130 10V9H129ZM174 10V9H173ZM180 10V9H179ZM255 10V11H256ZM5 11V10H4ZM7 11H8V9H7ZM28 11V10H27ZM76 11H78V8H77V10ZM98 11H97V13H98ZM103 11V12H102ZM136 11V10H135ZM140 11V10H139ZM144 11V10H143ZM151 11V10H150ZM165 11V12H164ZM192 11V10H191ZM235 11V10H234ZM1 12H3V11H1ZM16 12V11H15ZM33 12H35L36 13V10H33ZM38 12H40V10L38 11L37 10V13ZM45 12V11H44ZM49 12H51V11H49ZM73 12H75V11H73ZM72 12V13H73ZM82 12V11H81ZM86 12V11H85ZM90 12V11H89ZM137 15L139 16V15H141L139 12H138V9H137ZM135 12V13H136ZM140 12H142V11H140ZM145 12V11H144ZM154 12V11H153ZM171 12H172V10H171ZM200 12H202L201 10H200ZM205 12V11H204ZM241 12V11H240ZM5 12H3V17L5 16V14H4ZM30 13V12H29ZM31 13H32V11H31ZM52 13V12H51ZM54 13V12H53ZM78 13V12H77ZM76 13V14H77ZM80 13V12H79ZM93 14H91V15H96V16H94V17H97V14H95L94 13V11L92 12ZM100 13V12H99ZM98 13V14H99ZM123 13V12H122ZM131 13V12H130ZM129 13V14H130ZM132 13H134V12H132ZM132 13H131V15H129L128 14V16H129V18H130V16H132ZM149 13V12H148ZM177 13V11L176 10H174L171 14H176ZM187 13V12H186ZM189 13V12H188ZM1 14V13H0ZM15 14V13H14ZM46 14V13H45ZM100 14V15H101ZM142 14H143V12H142ZM146 14V13H145ZM233 14V13H232ZM236 14V13H235ZM2 15V14H1ZM25 15H28V14H25ZM72 15V14H71ZM81 15H84V14H81ZM86 15H90L89 13L87 14L86 13ZM90 15V16H91ZM100 15H98V16H100ZM103 14L101 15L102 17L104 16ZM126 15V14H125ZM136 15V14H135ZM151 15V14H150ZM156 15V14H155ZM172 15V16H173ZM198 15V14H197ZM33 16V15H32ZM32 16L30 17V15H28V16H25L26 18H25V20H23L24 21V23H28V22H31V20H33V18H35V17H33L32 18ZM36 16V15H35ZM43 16V15H42ZM53 16V15H52ZM69 16V15H68ZM75 16H77V15H75V13H74V16L73 17H69V19H68V21H66V23H67V25H69L70 27H71V25L73 24V22H75L74 20H75ZM79 16H80V14H79ZM78 16V17H79ZM100 16V20H101V17ZM104 16V18H108V17H105ZM122 17V21H120V19L119 18H121ZM128 16L126 17V18H128ZM134 16V15H133ZM144 16H146V15H144ZM171 15L169 16L168 15V18L167 17H165L164 19H169V18H171L172 17ZM228 16H230V15H228ZM238 16V15H237ZM242 16V15H241ZM249 16V17H248ZM24 17V16H23ZM28 17H30V18H32V19H29ZM44 17V16H43ZM135 17V16H134ZM141 17H143V15L142 16H139V17H137L139 20H141L140 18ZM149 17V16H148ZM154 17V16H153ZM156 17V16H155ZM155 17H154V19H155ZM225 17V16H224ZM232 17V16H231ZM240 17V16H239ZM243 17V16H242ZM245 17H243L244 19H245ZM1 18V17H0ZM5 18V17H4ZM52 18V19H53ZM82 19L84 18V17H81ZM125 18V17H124ZM145 18V17H144ZM187 18V17H186ZM3 19V18H2ZM1 19V20H2ZM10 19V18H9ZM45 19V18H44ZM50 19V18H49ZM97 20H98V17L96 18ZM96 19L95 18H93V16L92 17H90V18H85V20H83V21H81V23H79V24H76V25H74L73 27H71V31L69 30V32H70V34H69V37H68V35H67V39H66V36H65V39L68 41V43H70V41L72 40V39H74L75 40V38L76 39H78L79 37H80V39L83 37H81V35L84 33L83 31H85V32H87V33H89V34H92V33H90L91 31H94V30H96V32H98V33H95V35L96 34H99V33H101V34H103V33H107V35H109V32H106V31H110L111 32V30H107V26H105L106 24L104 23V26L103 25H101V24H99L97 21H96ZM103 19V18H102ZM131 19V18H130ZM136 19V18H135ZM148 19V18H147ZM153 19V18H152ZM155 19V20H156ZM236 19H239V18H236ZM255 19V20H254ZM4 20V19H3ZM7 20V19H6ZM41 20V19H40ZM47 20V19H46ZM51 20V19H50ZM53 20V21H54ZM81 20V19H80ZM129 19H127L126 21H128ZM138 20V21H139ZM142 20H143V18H142ZM150 20V19H149ZM191 20V19H190ZM239 20H241V19H239ZM245 20V21H246ZM251 20H247L246 22H248V23H246L245 25H246V28L247 29H250L251 27H252V25H255V24H252L251 25ZM254 20V21H253ZM264 20V19H263ZM19 21V20H18ZM53 21H51L52 23H53ZM102 21H105L106 23H107V20H102ZM154 21V20H153ZM159 21V20H158ZM158 21H155V22H157V23H159ZM163 21V20H162ZM220 21V20H219ZM218 21V22H219ZM238 21V20H237ZM242 21V20H241ZM244 21V22H245ZM37 22V21H36ZM35 21H33V23H36ZM39 22V21H38ZM47 22V21H46ZM128 22H131V21H128ZM128 22H125L126 24L120 29V26H118V32L117 33H115L116 35H114V37H112L113 39L111 40V42H110V44H109V46H108V44H106L107 45V52H109V58H111L112 57V55L113 54H117V53H115L116 51H119L120 50V48H122L124 45L126 46V41H128V48H129V46L130 47H132L133 45H130V43L132 44V42H129V38H127V39H129V40H127V39H125V40H123V41H121L120 40V36L122 35L123 36V32L127 29H129L128 28V26H130L131 24H129ZM142 22V21H141ZM168 22V21H167ZM195 22V21H194ZM240 22V21H239ZM255 22V23H256ZM1 23V22H0ZM12 23V22H11ZM40 23V22H39ZM39 23H37V24H39ZM119 23H117V25L119 24ZM20 24H22V23H18V25H20ZM29 24V23H28ZM27 24V25H28ZM61 24H62V22H61ZM122 24H124V23H122ZM121 24V25H122ZM147 24V23H146ZM153 25L152 26H154V23H152ZM162 24V23H161ZM188 24V23H187ZM190 24H192V23H190ZM215 24V23H214ZM234 24V23H233ZM258 23H256V25H257ZM17 25V26H18ZM23 25V24H22ZM41 25V24H40ZM64 25V24H63ZM62 25V26H63ZM107 25L109 26V24L107 23ZM117 25H114L115 27L117 26ZM150 26H149V28H151V29H153L152 27H151V23L149 24ZM155 25H156V23H155ZM240 25V24H239ZM245 25H244V27H245ZM8 26V25H7ZM10 26V25H9ZM16 26V27H17ZM29 26V25H28ZM30 26H32V23L30 24ZM157 26V25H156ZM163 26V25H162ZM184 26V25H183ZM216 26V25H215ZM230 26V25H229ZM240 26H242V25H240ZM239 26V27H240ZM23 26H20V27H18L16 30L15 29H12V31L13 30H15L12 34L10 33V35L8 36L7 35V32H9V31H11L10 29H9V31H7V32H5L6 33V35H7V37H6V39H4V41H2V37H0V38H2L1 40H0V64L3 62L4 64L7 62L6 60H7V58H9V56H10V54H12V52L14 51V49L16 48H18V47H16V45H18V44H16L17 43V41L16 40H18V39H20V38H18L20 35L22 36V33H23V30H25V28L23 29L22 28ZM37 27V26H36ZM61 27V26H60ZM60 27H58V28H60ZM127 27V28H126ZM134 27V26H133ZM146 27V26H145ZM214 27V26H213ZM260 27V26H259ZM27 28V27H26ZM30 28V27H29ZM62 28V27H61ZM110 29H115L113 26H112V28H111V26L109 27ZM154 28H155V26H154ZM192 28V29H191ZM242 28V27H241ZM246 28H245V30H246ZM2 29V28H1ZM34 29H35V26H34ZM63 29V28H62ZM69 28H67V30H68ZM133 28H131V30H132ZM138 29V28H137ZM143 29V28H142ZM188 29V28H187ZM211 29V28H210ZM233 29V28H232ZM235 29V28H234ZM233 29V30H234ZM65 30H66V28H65ZM66 30V31H67ZM87 30V31H86ZM178 30V28H176L173 32L175 33L176 31ZM183 30V29H182ZM189 30V29H188ZM198 29H196L195 31H197ZM219 30V29H218ZM232 30V31H233ZM236 30V29H235ZM238 30V29H237ZM244 30V31H245ZM254 30V29H253ZM252 30V31H253ZM58 31V30H57ZM90 31V32H89ZM116 31H117V28H116ZM129 31V30H128ZM128 31H125L124 33H126V32H128ZM134 31V30H133ZM148 31V30H147ZM198 31H200V29L198 30ZM227 31H229L228 29H227ZM242 31V30H241ZM243 31V32H244ZM247 31H251V29L250 30H247ZM1 32V31H0ZM59 32V31H58ZM63 32H65V31H63ZM130 32V31H129ZM128 32V33H129ZM136 31H134V35L136 34L135 33ZM149 32H150V29H149ZM163 32V31H162ZM179 32V34H180V32L181 31H178ZM188 32V31H187ZM186 32V33H187ZM207 32V31H206ZM236 32V31H235ZM238 32V31H237ZM242 32V33H243ZM261 32V31H260ZM44 33V32H43ZM48 33V32H47ZM46 33V34H47ZM50 33V34H51ZM94 33V32H93ZM112 33H114V32H112ZM138 33V32H137ZM155 33V32H154ZM183 33V32H182ZM185 33V32H184ZM189 33V32H188ZM191 33V32H190ZM220 33V32H219ZM229 33H230V31H229ZM245 33V32H244ZM248 33V32H247ZM252 33V32H251ZM3 34H4V31H3V29H2V36H3ZM9 34V33H8ZM25 34V32L23 33V35ZM85 34V33H84ZM83 34V35H84ZM89 34H88V36H89ZM111 34V33H110ZM160 34V33H159ZM207 34V33H206ZM215 34V33H214ZM231 34H233L232 32H231ZM241 33H239L238 32V34H237V36H233V38L231 39V40H223L222 42V45H221V43H220V46L221 47H219L218 49L217 48H215V50H210V49H208V51L209 52H206V53H204V54H201L200 56H198V58H197V60L195 61V59H194V61H192V60H190V61H188V66L187 65H185V66H187V67H185V68H180L181 66H183L184 64H181V66L179 67L180 68V70H182L180 73H177L176 74V76H174V77H170V76H167V77H170L169 78V80L167 81V82H165V83H162L159 87H158V89L156 90V91H152L153 93H150V94H148L147 92H150V91H148L147 89H145V90H147V92H145L146 94H143V98H144V95H147V97H149V95L151 96L149 99H150V102H147L146 104H145V102H143V100H142V104H145L146 105V107L145 106H143V108H139V110H138V108L136 109L135 108V111H134V105L133 106H131L132 108H129V106L130 105H132V104H130L129 106H128V108L126 109V110H124V112H120L121 114V118L119 119V120H121V119H125V121H124V123L123 124H121L120 122V124H116L117 122H118V120L116 121V123L115 124H113V123H111L112 125H114V127H113V131H111V133L112 134H110L111 136H109V140L103 145L102 143H101V145H100V147H97L96 148V145H94V147L96 148V149H94L95 151H97V152H95L96 153V157H97V155L100 157H98L99 158V160L100 159H102L103 161H101V162H103L102 164H100V165H97V164H92L93 165V167L90 165L91 163H89L90 162V160H91V156L93 155L94 156V152H92L91 151V149L89 150V151H87L86 150V152L85 153H82V156L81 157H79L78 159H79V162H82V163H84V165L85 164H87V163H89V165H88V170H87V172L85 173V175L83 176V174H80V173H83V172H79V168H78V166H77V168H78V171L76 172V174L78 173V176H80L79 177V179L82 177V179H80L79 181V183L78 182H74V181H78V179H74V178H72L73 176H74V174L75 173H73V175L71 176V174L69 173V175H68V173H66V175L64 174L65 173V171L66 172H71V170H73V166L74 165H78V164H75L74 162L75 161H72L74 164H72L71 162V164H72V167H71V164L68 162V163H64L63 165H60V166H57L58 168L60 167V169L57 171L56 169V171H55V177L54 176H52V177H54L55 178V180L56 179H60V177L64 174L65 175V177L68 175V178H69V176L72 178V179H74V181H71V180H68L69 182H67L66 183V180L67 179H63V178H61V180L64 182H62L61 184H59V183H57L56 181H54L57 185H58V187H57V194H55L54 193V195H56L58 198L57 199H55V196H54V198L53 199H55V201L56 202H54L55 203V206H56V208H53V209H49L50 207H48V209H46V210H48V212L50 211V212H52V210H55V209H57V211L55 210V211H53V213L52 214H54V216H52V217H50L48 214H50V212L47 214L48 216H47V218L46 217H44V215L42 216V217H39V218H37L36 219V216L38 217V216H41V215H39V212H41L42 210H44V206L45 205H42L43 206V209L40 211V207H42V206H40L39 207V203H40V205H41V203L43 204V202L45 201L44 200V198L42 199V200H44L43 202H38V198H36L35 197V199L33 200V204L34 205H38V209L36 208V209H34V208H30V209H28L27 211H29V213H28V215H26V213H25V215H24V211H26V210H24L23 212H22V210L20 211V213L21 214H23L24 216H28V224H26L28 227H25V228H23L24 226H21L22 228H21V231H20V229H17V231H18V233H16V234H13L12 235V233H10V232H12V228L10 229L11 231L9 232L11 235H12V240L10 241L9 240V233L7 232V231H9V230H6L4 227H5V224H2V226L4 225V229H5V231L7 232L5 235V237L7 238V236H8V242H9V248H8V246L6 247V248H8V249H5L6 251L8 250L9 252L8 253H10L9 255H11V257H12V260H8V259H10V258H8V259H6V261H11L9 264H23L24 263V261H25V264H29V262H30V258H34V257H31V251L32 252H34L33 250L35 249V250H38L37 249V247L36 248H34L33 249V247H32V245L34 244V243H36V245L35 246H37V242L36 241H38L37 239H40V237L39 238H37L36 239V236H38V235H40L41 237H42V235H41V232H42V234H43V237L41 238L42 240H45V242L47 241L46 240V238H45V236H44V231H48L49 229H51L53 226H55V227H59V229L58 230H61V229H63L66 233H68L67 235V238H66V240L65 241H63V240H61V242L63 241L64 243H62V244H54L55 245V247L53 246V248H48L49 250L47 251V253H46V255H45V253H44V256H46L47 258L45 259V260H47L46 261V263H44L45 261L44 260H42V264H127L128 263V260L131 258V256L133 257V254H135V250H137V252H136V254H138L139 253V255L138 256H147V255H149L150 253H152V250H153V248L156 246V245H158V244H160L161 243V241H162V239L163 238H165L167 235H168V233L170 232V230H171V228H172V226H173V224L175 223V222H177L178 221V219L179 218H181V217H183V215L185 214V208H186V205L188 204V203H194V205H195V203H196V201L199 199V198H202V197H204L205 198V194L204 193H206L207 195V197L206 198H208L210 195L211 196H213V194H214V192H216V190H217V188H219L218 187V185H220L222 182H223V173L224 172H218L217 174L215 173L216 171H217V169L219 168V167H221V168H226V167H228V165L231 163V161L234 159V158H237L236 156H237V150L239 149V148H243L244 147V145L246 144V141H247V138H248V136L249 135H254V136H257V138H258V140H257V142L255 143V146H254V148L252 149V152L251 151H249L250 153L249 154H247L245 157H243L242 158V160L240 161V163L242 164L241 166V171H240V173H239V175L240 176H243V175H247V174H249L250 176H252L251 177V179L250 180H248L245 184H244V186H242L241 188H239V190H243V189H250L251 188V186H252V184L254 183V181L255 180H259V177H258V175L255 173L256 172V170L257 169H259V168H262V167H264V130H263V128H264V104H261L260 105V103H257V104H259V106H254V107H252L251 106V108L250 109H247V108H241L240 107V109L241 110H236V109H238V108H236L234 105L235 104H233L234 102H236L237 103V100L236 101H234L236 98H235V94L236 93H238V91H241L242 92V90L240 89L241 87H240V82H241V79L239 78H237V80L234 82V81H232L230 84H228V82L226 81V83H227V85L226 84H223V86L221 85H217V86H219L217 89H219V90H216V91H211L210 92V89L211 88H209V91L208 90H203L204 92H208V93H211L210 94V98H212V99H209V97H208V99L206 100V102H201V103H198L197 105H198V108L196 109L195 108V106H194V108H195V110H193L194 112H193V114L195 115V111H202L203 112V110L205 109V107H207V105H209L210 104V107L211 106H213V101H215V100H220V102L221 101H223V102H225V103H231V105L233 104V106H234V108H236L235 109V111H232V110H230V109H228V110H230V112L228 111V112H224L225 110H227V107L229 106H225L226 108L224 109V113H219L218 114V116H214V119H213V121H211L210 122V124H208V126L203 130V131H201V132H199L198 133V135H194L193 134V138L191 137V135H190V137H191V139L189 138V135H187V133L185 134V132L183 133L182 131V133L184 134V135H186V136H188V138H189V140H186L187 139V137H183V138H186V139H184L185 141H182V139L180 140V141H182V144L180 143V145L177 143V145L176 144H174L175 145V147L177 146L178 147V145H179V150H170V148L168 149L169 151H167L166 152V150L165 151H163V153H164V155L162 154V157H160L158 160H156L157 158H155L154 160H156V162L155 163H151V164H145V165H141L142 166V168H141V170L140 171H138V169L136 168L138 165H139V163H138V165L136 166V167H134V168H136L137 169V171H136V179L134 178L135 177V175H132L131 173V171L132 170H136V169H131V171H130V176H134L133 178V180H131L130 181V187H129V192L124 196V197H122V194H121V198H119V199H117L119 196L118 195H116V196H118L117 198H115L114 197V199H116V200H113V197H112V195H111V191H110V189L111 190H115V189H120V188H117L116 186L119 184V180H120V178H121V180H122V176H123V174H120L119 176H120V178H118V175H117V173H122V171H120V172H117L116 173V175H114V174H110L109 172H108V170H110V172H112V173H114L113 172V170H119V169H117V167L122 163V161L123 160H125V159H127V158H129V159H127V161L128 160H130L131 158V155H130V152H132L131 151V149L129 148L128 149V147H127V145H129V146H132V145H130L131 143L133 144V146L135 145V147L138 145H136V144H134V142H130L129 143V141H131L130 139L132 138V137H134V135L137 137L138 135L137 134H139L140 133V131H142L141 129H139L140 131H139V133H137L138 132V126H139V123H141L140 121H142V119H144L145 117L147 118V116L149 115H154L153 113L156 111L157 112V110H159V109H161L163 106H165L164 104L167 102V101H169V100H172L171 98L173 97V96H175L180 90H182L183 88H187V87H189V86H191L192 84L194 85V83L199 79V81L198 82H200V78H203V77H206V74H207V71H210L211 72V70H219L218 68H219V66L220 65H222L221 64V62L223 63V62H225V61H228L229 59H231L232 58V56H231V54H230V52H231V48H232V44L236 41V40H238L239 39V36H241L240 35ZM246 34V33H245ZM248 34H250V33H248ZM1 35V34H0ZM5 35V34H4ZM52 35V34H51ZM61 35H64V33H62ZM94 35V34H93ZM93 35H90V36H93ZM94 35V36H95ZM106 35V36H107ZM134 35H132V36H134ZM147 35V34H146ZM174 36H176L175 34H173ZM181 35V34H180ZM185 35V34H184ZM187 35H189V34H187ZM193 34H190L189 36H192ZM52 36H55V35H52ZM52 36H51V38H52ZM88 36H86V37H88ZM182 36V35H181ZM181 36H179V37H181ZM189 36H186L185 38H183V39H179V40H177V41H175L174 43H172V44H174V48H173V51H171L172 49H168V47H167V45H164V43L163 44H160V45H164V46H166L165 47V50H167V51H165L164 50V52H168V53H164L163 55H161V53H159V52H156V54L157 55H160L161 57V59H163V62L164 61H167L168 62V64L170 65V63H173L174 61H175V57H177V55H178V53H182V52H185V53H187L188 51L187 50H189L190 48H191V44L189 43V41L191 40L190 39V37ZM197 36V35H196ZM210 36V35H209ZM215 36V35H214ZM219 36V35H218ZM244 36V35H243ZM255 36V35H254ZM253 36V37H254ZM25 37V36H24ZM24 37H23V39H24ZM49 37H50V35H49ZM84 37H85V35H84ZM84 37H83V39L80 41L79 39V41H73L74 42V44H75V42H76V44H78L77 42H79L80 44L83 42V40H84ZM86 37H85V39H86ZM96 37V36H95ZM100 37V36H99ZM99 37H97V39L96 38H94V41H92L93 42V45H95V40H98V38ZM110 37V36H109ZM125 37V36H124ZM130 38H131V36H129ZM135 37H136V35H135ZM138 37V36H137ZM158 37V36H157ZM167 37V36H166ZM178 37V38H179ZM194 37V36H193ZM200 37V36H199ZM223 38H225L224 36H222ZM242 37V36H241ZM240 37V38H241ZM257 37V36H256ZM261 37V36H260ZM18 38V39H17ZM47 38V37H46ZM54 38V37H53ZM61 38V37H60ZM92 38V37H91ZM147 38V37H146ZM153 38H155V37H153ZM169 38V37H168ZM175 38V37H174ZM177 38V39H178ZM192 38V37H191ZM217 38V37H216ZM227 38H228V36H227ZM250 38V37H249ZM259 38V37H258ZM43 39V38H42ZM56 39V38H55ZM100 39H101V42L103 41L102 40V38L100 37ZM99 39V40H100ZM110 39V38H109ZM132 39V38H131ZM144 39V38H143ZM214 39V38H213ZM27 40V39H26ZM32 40V39H31ZM49 40V39H48ZM63 39H61V41H62ZM92 40V39H91ZM136 40V38L134 39V41ZM193 40V39H192ZM221 40H222V38H221ZM258 40V39H257ZM256 40V41H257ZM24 41V40H23ZM23 41H22V43H23ZM57 41V40H56ZM67 41H63L65 44H66V42ZM84 41H86L87 43L86 44H88V48H89V42L88 41H90V39L88 38V40L86 39V40H84ZM132 41V40H131ZM139 41V40H138ZM160 41V40H159ZM168 41H170V40H167L166 42H168ZM249 41V40H248ZM253 41H255L254 39H253ZM259 41V40H258ZM63 42H61V44H60V42H58L59 43V45L61 46L62 45V43ZM91 42V41H90ZM165 42V43H166ZM190 42H192V41H190ZM211 42V41H210ZM220 42V41H219ZM45 44H46V42H44ZM84 43V42H83ZM98 43V42H97ZM215 43V42H214ZM54 44V43H53ZM80 44L79 45H77V46H79L80 48H81V46H80ZM194 44V43H193ZM192 44V45H193ZM217 44V43H216ZM250 44V43H249ZM52 45V44H51ZM58 45V44H57ZM83 45V44H82ZM97 45V44H96ZM160 45H158V46H160ZM169 45H171V44H169L168 43V46ZM234 45V44H233ZM237 45V44H236ZM236 45H235V47H236ZM254 45V44H253ZM45 46V45H44ZM52 46H55V44L54 45H52ZM60 46H58V49L60 48ZM63 46H64V44H63ZM62 46V47H63ZM67 46V45H66ZM66 46H64V47H66ZM70 45H68V47H69ZM73 46V45H72ZM74 46H76V45H74ZM83 46H85V45H83ZM136 46V45H135ZM173 46V45H172ZM200 46V45H199ZM207 46V45H206ZM205 46V47H206ZM219 46V45H218ZM62 47H61V49H62ZM67 47V48H68ZM87 47V46H86ZM86 47L85 48H83L82 49V53L84 52L85 54H86V56H90V55H92V52H90V50L89 49H86ZM98 47H100V45L98 46ZM98 47H94L95 49H97ZM127 47V46H126ZM141 47V46H140ZM149 47V46H148ZM162 47V46H161ZM161 47H159V48H161ZM170 47V46H169ZM252 47H254V46H252ZM251 47V48H252ZM256 47V46H255ZM27 48H29V47H27ZM55 48V47H54ZM71 48H74V47H71ZM76 48V47H75ZM74 48V51L72 50V52H71V54H69V55H71L70 57L68 56V58L69 59H67V57H66V55H68V52H67V54H65L64 52H61L60 51V53H61V55H62V53H64L65 54V59L64 60H68V61H66V63L65 64H63V62H62V64H60V66L61 65H63V66H61L62 68H61V70L59 71V73H57V72H55V73H57V75L55 76V78H54V76L52 77V78H54V79H52L51 81H49L48 83H45L44 85V87L42 88V90H41V92H40V94H39V96L37 95V96H35V99L32 101V103H31V106L33 107V105L35 104L36 105V103L38 102V98H40V96L43 94V93H45V92H47V91H49V90H51V89H54V90H59V88L62 86L63 87V85L66 83V85H64V86H66V88H67V82L68 81H66L67 79H68V77H69V74H70V72H71V74L73 73L72 72V70L74 69V70H80V69H78L77 68V65H78V63L80 62L81 63V61L82 60H85L81 55L79 56V54H82V53H80V51H76V50H78V48H76L75 49ZM91 49L93 48V47H90ZM93 48V49H94ZM106 48H105V50H106ZM133 48V47H132ZM156 48V47H155ZM158 48V47H157ZM162 48H164V47H162ZM170 48H172V47H170ZM194 48V47H193ZM16 49H15V51H16ZM44 49V50H43ZM42 49V51H45V48H43ZM57 49V50H58ZM66 49V48H65ZM104 49V48H103ZM119 49V50H118ZM123 49H127V48H124L123 47ZM122 49V50H123ZM131 49V48H130ZM192 49V48H191ZM250 49V48H249ZM18 50V49H17ZM64 50V49H63ZM146 50H148L147 48H146ZM153 50V49H152ZM154 50H157V49H154ZM160 50H162V49H160ZM240 50H242V49H240ZM14 51V52H15ZM32 51V50H31ZM36 51V50H35ZM52 51H55V50H52ZM66 51V50H65ZM67 51H69V50H67ZM103 51V50H102ZM124 51V50H123ZM126 51V50H125ZM135 51V50H134ZM203 51V50H202ZM250 51H251V49H250ZM249 51V52H250ZM256 51V50H255ZM258 51V50H257ZM93 52H94V50H93ZM105 52V51H104ZM161 52V51H160ZM163 52V51H162ZM193 52V51H192ZM16 53H19L18 51H16ZM53 53V52H52ZM52 53H51V55H52ZM58 53H59V51H58ZM59 53V54H60ZM96 53H98V52H96ZM121 53H125V52H122L121 51ZM121 53H120V55H121ZM253 53V52H252ZM255 53V52H254ZM262 53V52H261ZM32 54V53H31ZM43 54V53H42ZM55 54V53H54ZM88 54V55H87ZM95 54V53H94ZM119 54V53H118ZM117 54V55H118ZM156 54L154 53V51L152 52H141L140 51V53L138 52V54L136 53H134V57L132 58H125V55H122V57H120V59L118 60V61H122L121 63L120 62H118L117 60V62L119 63V64H121V65H117V66H115V64H114V66L115 67H118V68H116V71L115 72H118V75L120 76V81L122 82V81H126L127 83H129V82H131V81H135V80H137L140 76H141V78L144 76V74L142 75L141 74V70H143L142 72L143 73H145L146 71H144V70H147V68H152V64H153V61H152V64H151V66H150V64L149 63H151L150 61L154 58V56L156 57ZM195 54V53H194ZM15 55V54H14ZM35 55V54H34ZM39 55V54H38ZM44 55V54H43ZM43 55H41V56H43ZM48 55V54H47ZM55 55H57V53L55 54ZM60 55V56H61ZM84 55V54H83ZM102 55H104V54H102ZM105 55H107L106 53H105ZM128 55V54H127ZM130 55V54H129ZM182 55V54H181ZM186 55V54H185ZM193 55V54H192ZM195 55H197V54H195ZM194 55V56H195ZM262 55V54H261ZM13 56V55H12ZM11 56V57H12ZM58 56V55H57ZM56 56V57H57ZM62 56H64V55H62ZM94 56V55H93ZM93 56H90L89 57V59L91 58V57H93ZM108 56V55H107ZM114 56H116V55H114ZM112 57V59H115V57ZM230 56H231V58H230ZM23 57V56H22ZM38 57H40V56H38ZM59 57V56H58ZM80 57H81V59L82 60H79L80 59ZM117 57V56H116ZM119 57V56H118ZM117 57V58H118ZM259 57H261L260 55H259ZM18 58V57H17ZM49 58V57H48ZM60 59H61V57H59ZM94 58V57H93ZM108 58V57H107ZM109 58L107 59V60H109ZM158 58V57H157ZM157 58H154L153 60H156ZM178 58V57H177ZM176 58V59H177ZM181 58V57H180ZM191 58V57H190ZM257 58H258V56H257ZM257 58H254L256 61H257V63H259V61H261L262 62V60H261V58H258L259 59V61L257 60ZM262 58H264L263 56H262ZM10 59V58H9ZM16 59V58H15ZM43 59V58H42ZM55 59V58H54ZM92 59V58H91ZM39 60V59H38ZM59 60V59H58ZM63 60V61H64ZM111 60V59H110ZM185 60V59H184ZM241 60V59H240ZM243 60H245V59H243ZM254 60V61H255ZM5 61V62H4ZM54 61V60H53ZM61 61V60H60ZM88 61V60H87ZM114 61V60H113ZM113 61H110L111 63H114ZM162 61V60H161ZM172 61V62H171ZM177 61V60H176ZM175 61V62H176ZM246 61V60H245ZM256 61L254 62L255 64H257L256 63ZM39 62H41V61H39ZM56 62V61H55ZM65 62V61H64ZM109 62V63H110ZM117 62H115V63H117ZM157 62H160V60H158ZM170 62V63H169ZM183 62V61H182ZM181 62V63H182ZM189 62H190V64H189ZM229 62H231V61H229ZM237 62H238V60H237ZM264 62V61H263ZM58 63V62H57ZM86 63V61L84 62V68H85V64ZM87 63H90V61H88ZM91 63H92V60H91ZM93 63H94V60H93ZM96 63V62H95ZM106 63V62H105ZM107 63H108V61H107ZM117 63V64H118ZM234 63H236V62H234ZM239 63V62H238ZM254 63H252L253 65H255ZM147 64H149L148 65V67H147ZM157 64V63H156ZM155 64V65H156ZM159 64V67L162 65L161 63H158ZM161 64V65H160ZM164 64V63H163ZM167 64V66H169ZM175 64V63H174ZM245 64V63H244ZM260 64H263V63H260ZM82 65V66H83ZM107 66H109V64H106ZM110 65H112V64H110ZM154 65V67L153 68H155V67H157V65L155 66ZM173 65V64H172ZM225 65V64H224ZM238 65V64H237ZM264 65V64H263ZM262 65V66H263ZM2 66V65H1ZM40 66V65H39ZM59 66V67H60ZM89 66H91L92 67V65H89ZM127 67V69L126 68H124L123 69V67ZM150 66V67H149ZM164 66H166V64L164 65ZM164 66H162L163 68H164ZM251 66V65H250ZM256 67L254 68V66H253V68H254V71L257 69V68H259V66L260 65H255ZM41 67V66H40ZM76 67V68H75ZM81 67V66H80ZM90 67V68H91ZM106 67V66H105ZM172 67V66H171ZM176 67V66H175ZM234 67V66H233ZM252 67V66H251ZM251 67H249L250 69H251ZM84 68H83V70H84ZM87 68V67H86ZM146 68V69H145ZM162 68V69H163ZM221 68V67H220ZM236 68V67H235ZM238 68H239V66H238ZM247 68V67H246ZM57 69V68H56ZM99 69V68H98ZM159 69H161V68H159ZM158 69V70H159ZM177 69V68H176ZM241 69V68H240ZM248 70V71H253V70ZM261 69V68H260ZM82 70V71H83ZM101 70V69H100ZM115 70V69H114ZM152 70V69H151ZM154 70V69H153ZM152 70V71H153ZM156 70V69H155ZM155 70H154V72H155ZM164 70V69H163ZM172 70H174V69H172ZM180 70H178V71H180ZM258 70V69H257ZM39 71V70H38ZM109 71V70H108ZM152 71H150V73L152 74ZM170 71V70H169ZM175 71V70H174ZM174 71H172V75H174L173 74V72ZM233 71H234V69H233ZM240 71V70H239ZM259 71V70H258ZM261 71V70H260ZM44 72V71H43ZM76 71H74V73H75ZM78 72V71H77ZM76 72V74H75V76L78 74ZM148 73H149V69H148V71H147ZM161 72H163L162 70L161 71H159L158 73H161ZM177 71H175V73H176ZM238 72V71H237ZM264 72V71H263ZM54 73V72H53ZM91 73V72H90ZM113 73V72H112ZM149 73V74H150ZM229 73H232L231 72V70L229 69ZM234 73V72H233ZM235 73H236V70H235ZM241 73V72H240ZM247 73V72H246ZM258 72L256 71V74H257ZM261 73V72H260ZM260 73H258L256 76H257V78H258V76H260V75H262V74H260ZM80 75H81V73H79ZM116 74V78H117V73H115ZM148 74V75H149ZM150 74V75H151ZM169 74V73H168ZM213 74V73H212ZM252 74H254V72L252 73ZM47 75H48V72H47ZM154 75V74H153ZM159 75V74H158ZM164 75V74H163ZM171 75V76H172ZM231 75V74H230ZM233 75V74H232ZM231 75V77H233ZM238 73H237V76L236 77H238ZM264 75V74H263ZM112 76H114V74L112 75ZM154 76H156V75H154ZM160 76V75H159ZM213 76H215V74L213 75ZM43 77H44V75H43ZM47 77V76H46ZM71 77V76H70ZM89 77H91V75L89 76ZM144 77H149V76H144ZM157 77V76H156ZM212 77V76H211ZM227 77V76H226ZM235 77V76H234ZM233 77V78H234ZM241 77V76H240ZM253 77H254V75H253ZM252 76H251V82H253V80H252V78H253ZM41 78V77H40ZM94 78V77H93ZM115 78V77H114ZM215 78V77H214ZM243 78H244V76H243ZM256 77H255V80L257 79ZM118 79V78H117ZM117 79H115V80H117ZM144 79V81H145V78H143ZM143 79H141L140 80V82L143 80ZM150 79V78H149ZM151 79H152V77H151ZM150 79V80H151ZM153 79H154V77H153ZM161 80H162V78H160ZM221 79V78H220ZM254 79V78H253ZM260 79V81L262 80V82H260L261 84H263L264 82V76H263V79H261L260 77L257 79V81ZM111 80V79H110ZM148 80V79H147ZM158 80H159V78H158ZM206 80V79H205ZM215 80V79H214ZM223 80V79H222ZM230 80V79H229ZM228 80V81H229ZM232 80V79H231ZM244 80V79H243ZM254 80V81H255ZM88 81V80H87ZM119 81V82H120ZM157 80H154V82H156ZM163 81V80H162ZM164 81H166V80H164ZM221 81V80H220ZM76 82V81H75ZM123 82V84L122 85H124L125 83ZM153 82V81H152ZM159 81H157V86L160 84V82L158 83ZM197 82V83H198ZM212 82H215V81H212ZM223 82V81H222ZM249 82V81H248ZM256 82V81H255ZM258 82V83H259ZM72 83V82H71ZM103 83V82H102ZM118 83V82H117ZM117 83H116V85H117ZM132 83V82H131ZM134 83H136V82H134ZM147 83V82H146ZM145 83V85H143V86H145V87H147L148 88V86L150 85V84H146ZM151 83V82H150ZM196 83V84H197ZM254 83V82H253ZM249 84V85H251V90L252 89H254L258 84H256L255 85V83L254 84ZM257 83V82H256ZM113 84V83H112ZM114 84H115V82H114ZM120 84V83H119ZM118 84V87L119 86H121L122 87V85H119ZM141 84V83H140ZM139 83H138V85H140ZM143 84V83H142ZM154 84H156V83H154ZM154 84H151V85H153L154 86V88L153 89H156V87L157 86H155ZM235 84V85H234ZM244 84V83H243ZM242 84V86H244ZM260 84V85H261ZM127 85V84H126ZM132 85H136V84H132ZM147 85V86H146ZM150 85V86H151ZM192 85V86H193ZM248 85V86H249ZM255 85V87L253 88V86ZM260 85H258V86H260ZM113 86V85H112ZM112 86H110V91L111 92H115V91H117L115 88H111ZM128 86V85H127ZM130 86V85H129ZM128 86V87H129ZM141 86V85H140ZM195 86V85H194ZM76 87V86H75ZM120 87V88H121ZM133 87V86H132ZM137 86H135V88H136ZM144 87V88H145ZM200 87V86H199ZM250 87V86H249ZM248 87V88H249ZM63 88H65V87H63ZM63 88H61L62 90H63ZM65 88V89H66ZM70 88V87H69ZM123 88H125V87H123ZM134 88V87H133ZM215 88V89H216ZM246 89H248L247 87H245ZM60 89V90H61ZM122 89V88H121ZM126 89V88H125ZM125 89H122L123 90V92H124V90ZM152 89V88H151ZM191 88H189V90H190ZM53 90V91H54ZM109 90V89H108ZM144 90V89H143ZM144 90V91H145ZM195 90V89H194ZM200 90V89H199ZM202 90H201V92H202ZM213 90V89H212ZM245 90V89H244ZM65 91V90H64ZM109 91V92H110ZM127 91V90H126ZM144 91H142L143 93H144ZM191 91V90H190ZM246 91V90H245ZM249 91V90H248ZM256 91V90H255ZM59 92V91H58ZM66 92V91H65ZM69 92V91H68ZM108 92V91H107ZM119 92V91H118ZM121 92V91H120ZM185 92V91H184ZM187 92V91H186ZM195 92V91H194ZM199 93V91H198V94H204L203 96H205V94H207L205 97H203V99H204V101H205V99H206V97L208 96V93H204V92H202V93ZM253 92V91H252ZM55 93V92H54ZM61 93V92H60ZM124 93H126V92H124ZM183 93V92H182ZM196 93H197V91H196ZM249 93V92H248ZM248 93H238L239 95L240 94H244V95H246L245 96V98L247 97V95H248ZM56 95H58L57 93H55ZM55 94H53V95H55ZM63 94V93H62ZM65 94V93H64ZM63 94V95H64ZM82 94V93H81ZM115 94H116V92H115ZM115 94H114V96H115ZM119 94V93H118ZM123 94V93H122ZM122 94H119V95H122ZM141 94V93H140ZM184 94V93H183ZM186 94V93H185ZM197 94V95H198ZM237 94V96L236 97H238L239 95ZM253 94V93H252ZM182 95V94H181ZM196 95V96H197ZM243 95V96H244ZM70 96V95H69ZM84 96V95H83ZM108 96H113V94L111 95H108ZM134 96V95H133ZM189 96H190V94H189ZM191 96H193L194 97V99L196 98L195 97V95H191ZM190 96V97H191ZM199 96V98H200V96H202V95H198ZM242 96V98H241V96H240V100H242L244 97ZM52 97V96H51ZM107 97V96H106ZM117 97V96H116ZM146 97V96H145ZM176 97H178V95H176L175 96V100H176ZM193 97H191L192 99H193ZM61 98V97H60ZM113 98H115V97H113ZM139 98V97H138ZM137 98V99H138ZM142 98V99H143ZM244 98V99H245ZM52 99V98H51ZM58 99V98H57ZM78 99V98H77ZM147 99V98H146ZM173 99V100H174ZM186 99V98H185ZM193 99V100H194ZM198 99V98H197ZM200 99H202V97L200 98ZM199 99V100H200ZM244 99H243V101H244ZM61 100V99H60ZM95 100H97V98L95 99ZM98 100H99V98H98ZM98 100L96 101V102H98ZM101 100V99H100ZM99 100V101H100ZM145 100V99H144ZM193 100H191V101H193ZM209 100V101H208ZM210 100H213V101H211L210 102ZM257 100V99H256ZM30 101V102H31ZM73 101H75V100H73ZM105 101V100H104ZM148 101V100H147ZM189 101V100H188ZM195 101V100H194ZM197 101V100H196ZM201 101V100H200ZM242 101V102H243ZM90 102V101H89ZM101 102V101H100ZM137 102L139 103V100H137ZM185 102H186V100H185ZM184 102V103H185ZM238 102H239V100H238ZM241 102V101H240ZM57 103V102H56ZM92 104H94L93 102H91ZM99 103V102H98ZM115 103V102H114ZM118 103V102H117ZM116 103V104H117ZM137 103V104H138ZM184 103H182L184 106H185V104ZM215 103V102H214ZM216 103H219L218 101L216 102ZM245 103V102H244ZM262 103V102H261ZM263 103H264V101H263ZM111 104V103H110ZM113 104V103H112ZM182 104H180V106L182 105ZM194 104V103H193ZM212 104V105H211ZM256 104V103H255ZM255 104H252V105H255ZM65 105V104H64ZM67 105V104H66ZM89 105V104H88ZM86 106L85 107V111H86V109H87V111H88V108L90 107V105L89 106ZM118 105V104H117ZM139 105V104H138ZM141 105V104H140ZM173 105V104H172ZM171 105V106H172ZM218 105V104H217ZM217 105H214L215 107L217 106ZM30 106V105H29ZM78 106V105H77ZM179 106V105H178ZM177 106V107H178ZM241 106V105H240ZM76 107V106H75ZM93 107V106H92ZM182 108H183V106H181ZM209 106H208V109L210 108ZM221 107H222V105H221ZM232 106H229L228 108H231ZM248 107V106H247ZM54 108V107H53ZM72 108V107H71ZM181 108V109H182ZM223 108H224V106H223ZM233 108V107H232ZM28 109H30V108H28ZM62 109V108H61ZM92 109V108H91ZM177 109H179V108H177ZM193 109V108H192ZM60 109H56V111H54V112H50V115H49V118L51 117H53V115H54V113H57L58 111H59ZM65 110V109H64ZM83 110V111H84ZM118 110V109H117ZM116 110V111H117ZM162 111H160L161 113H159V111H158V113L159 114H162V112H163V110H164V108L163 109H161ZM207 109H205V111H206ZM223 110V109H222ZM84 111V112H85ZM86 111V112H87ZM123 111V110H122ZM176 112L178 111V110H175ZM184 111V110H183ZM182 111V112H183ZM119 112V111H118ZM181 112V111H180ZM182 112H181V114H182ZM59 113H61V112H59ZM89 113V112H88ZM87 113V114H88ZM100 113V112H99ZM152 113V114H151ZM158 113H157V116H158ZM62 114V113H61ZM93 114V113H92ZM107 114V113H106ZM115 114V113H114ZM170 114H172V113H170ZM170 114H169V116H170ZM177 115L179 114L180 115V113H176ZM199 114H201V113H199ZM48 115V114H47ZM81 115V110H78L77 112H75L71 117H72V119H74L75 120V122H76V119L79 121V117H81L80 116ZM98 115V114H97ZM156 115V114H155ZM163 115V114H162ZM177 115H175V117H172L173 118V120H174V118H176V116ZM178 115V116H179ZM183 115V114H182ZM186 115V114H185ZM189 114L187 113V115L186 116H179V118H177L176 120H174V121H172L173 122V124H175L176 126H177V128H175V127H173V125H172V128H175L174 130L176 131L178 128L179 129H182V128H184V127H186L187 125H190L191 124V122H192V117H195V116H193L192 114H191V118L188 116ZM202 115V114H201ZM201 115H200V117H201ZM117 116V115H116ZM119 116V115H118ZM157 116H155V118L156 119H158L157 118ZM2 118V120L4 121V120H6V119H4L3 117L4 116H1ZM69 117V116H68ZM100 117V116H99ZM102 117V116H101ZM108 117V116H107ZM161 117V116H160ZM200 117H198L197 116V118L199 119ZM70 118V117H69ZM89 118V117H88ZM91 118V117H90ZM90 118L87 120L88 121V123H89V120H90ZM115 118V117H114ZM116 118H118V117H116ZM152 118V117H151ZM162 118V117H161ZM167 118H170V117H167ZM196 118V119H197ZM163 120H164V117L162 118ZM165 119H166V117H165ZM194 119V118H193ZM195 119V120H196ZM70 120H71V118H70ZM102 120V119H101ZM145 120V119H144ZM143 120V121H144ZM151 120V119H150ZM150 120H149V122H150ZM161 120V119H160ZM159 120V121H160ZM168 120V119H167ZM167 120H164V121H167ZM170 120V119H169ZM172 120V119H171ZM55 121V120H54ZM67 121V120H66ZM77 121V123L76 124H74L73 126H69V127H71V130H70V128H69V131H70V135H72L71 134V132L73 133H75V134H73L74 136H73V138H71L70 137V135L68 136V137H70L69 139V143H66L65 145L63 144V142L62 143H57L56 144V146H55V148L54 149H52L50 152H46L45 154L46 155H42V156H44V159L46 160H50V159H54L53 157H57V154L59 155V153L61 152V153H63L64 151H65V149H66V147L69 145L70 147L72 146V144H73V146H74V144L77 146V145H80L79 143L81 142V136H79V131L81 132H83V131H85V128L87 127V126H90L88 123H81V124H78L79 122ZM122 121V120H121ZM146 121H148V119L146 120ZM162 121V120H161ZM194 121V120H193ZM75 122H72V123H75ZM84 122V121H83ZM100 122V121H99ZM152 122V121H151ZM156 122H157V120H156ZM198 122V121H197ZM209 122V121H208ZM146 124H147V122H145ZM170 123V122H169ZM195 123V122H194ZM97 124V123H96ZM142 124V123H141ZM149 124V123H148ZM158 124V123H157ZM156 124V125H157ZM66 125V122L65 121H58L57 120V122L55 121L54 122V125H53V133L54 132H57V130H58V128H62V127H64ZM108 125V124H107ZM17 126V125H16ZM66 126H68V125H66ZM18 127V126H17ZM17 127H15L14 125H7V126H4V128H2L1 130H0V139L1 138H3L5 135H7L8 133H10L11 131H12V129L13 130H15V128H16V131H17ZM52 127V126H51ZM104 127V126H103ZM150 127V129L151 130H153L151 127L152 126H149ZM153 127H155V126H153ZM162 127V126H161ZM170 127V126H169ZM188 127V126H187ZM21 128V127H20ZM93 127H91V129H92ZM142 129H145V126L143 127V125H142V127H141ZM159 129V128H158ZM170 129V128H169ZM51 130H52V128H51ZM87 130V129H86ZM108 130V129H107ZM111 130V129H110ZM148 131H149V129H147ZM147 130H145L146 132H147ZM262 130V131H261ZM92 131V130H91ZM106 131V130H105ZM172 130H170V132H171ZM89 132V131H88ZM108 133L110 132V131H107ZM106 132V133H107ZM143 133L141 134L140 133V135H144L145 136V132H144V130L142 131ZM151 132V131H150ZM176 132H179V131H176ZM17 133V132H16ZM52 133V132H51ZM84 133V132H83ZM174 133V132H173ZM195 133V132H194ZM24 134V133H23ZM23 134H21V135H19L18 137H20L19 139L20 140H23V138L22 137H24V135L27 137V135L26 134H28V133H25L24 135ZM85 134V133H84ZM147 135H148V132L146 133ZM178 134V133H177ZM192 134V133H191ZM16 135V134H15ZM23 135V136H22ZM81 135H82V133H81ZM147 135L145 136V137H147ZM153 135V134H152ZM183 135V136H184ZM22 136V137H21ZM83 136V135H82ZM88 136V135H87ZM106 136V135H105ZM150 136V135H149ZM6 137V136H5ZM104 137V136H103ZM102 137V138H103ZM139 137V136H138ZM93 138H94V136H93ZM135 138V137H134ZM141 138V137H140ZM140 138H138V140L140 139ZM144 138V137H143ZM143 138H141L140 140H139V142L140 141H142V140H144ZM4 139V138H3ZM24 139H25V137H24ZM147 139V138H146ZM165 139H167V138H165ZM134 140V139H133ZM132 140V141H133ZM135 140H137V139H135ZM137 140V141H138ZM1 141V140H0ZM94 141V140H93ZM102 141H104L105 142V140L104 139H102ZM136 141V142H137ZM152 141V140H151ZM159 141V140H158ZM2 142V141H1ZM58 142H60V141H58ZM135 142V143H136ZM146 141H142L141 143H145ZM82 143V142H81ZM98 143H99V141H98ZM97 143V144H98ZM141 143H139L141 146H142V144ZM164 143V142H163ZM169 143V142H168ZM176 143V142H175ZM100 144V143H99ZM99 144H98V146H99ZM146 144V143H145ZM82 145V144H81ZM90 145V144H89ZM103 145V146H102ZM139 145V146H140ZM27 146V145H26ZM83 146V145H82ZM127 147V149H125V152H124V150H122V152L119 150V153H118V149L119 148H121V149H123L122 147ZM143 146H145V145H143ZM159 146V145H158ZM33 147V146H32ZM92 147H93V144H92ZM138 147V146H137ZM166 147V146H165ZM1 148H3V146L1 147ZM28 147H26V149H27ZM172 148H174L173 147V145H172ZM4 149V148H3ZM2 149V150H3ZM22 149V148H21ZM25 149V150H26ZM29 149V148H28ZM28 149H27V152L24 154V155H22L23 157H21L20 158V156L19 155H21V154H23V151L20 153H18L19 155L16 157V159L18 160V157L20 158L18 161L17 160H15L14 161V165L12 166V167H10V169H8V170H6V169H3V170H6L5 172L3 171V170H1L4 174H1L0 176H2V177H0V208H4V206H5V202L7 201V199L12 195V196H14V194L16 193L15 191H16V188H18L19 186H21V185H23V184H27V182H29L28 184H30V181L31 180H34L35 181V178H34V176H36V172H37V170L39 171V169H34L33 167H31L29 164H31V165H36V167H38V165L34 162L35 160H33L32 161V157H36L35 155H36V152H37V148L35 147L34 149H36V151L35 150H33V151H30L29 150V152H28ZM31 150H32V148H30ZM93 149V148H92ZM137 149V148H136ZM143 149V148H142ZM146 149V148H145ZM151 149V148H150ZM149 149V150H150ZM19 150V149H18ZM24 150V151H25ZM127 150V151H126ZM1 151V150H0ZM5 151V150H4ZM39 151V150H38ZM83 151V150H82ZM135 152V151H134ZM147 152V151H146ZM4 153V152H3ZM94 153V154H93ZM137 153V152H136ZM139 153V152H138ZM39 154V153H38ZM132 154V153H131ZM149 154V153H148ZM3 155V154H2ZM69 155V154H68ZM160 155V154H159ZM13 156V155H12ZM92 156V157H93ZM128 156H130V157H128ZM134 156V155H133ZM139 156V155H138ZM161 156V155H160ZM55 157V158H56ZM59 157V156H58ZM63 157V156H62ZM95 157V158H96ZM111 158V160H110V158ZM137 157V156H136ZM158 157V156H157ZM73 158H75V157H73ZM97 158V159H98ZM133 158V157H132ZM138 158V157H137ZM142 158V157H141ZM34 159V158H33ZM41 159H43V158H40V160ZM61 159V158H60ZM93 159H94V157H93ZM106 159H107V161H108V159L110 160V162H107L106 161ZM140 159V158H139ZM144 159V158H143ZM143 159H142V162H143ZM0 160H2V159H0ZM32 161V162H29V161ZM39 160V159H38ZM62 160H64V159H62ZM66 160V159H65ZM65 160L63 161V162H65ZM69 160V159H68ZM73 160V159H72ZM17 161V162H16ZM44 161V160H43ZM69 161H71V160H69ZM76 161L78 162V160L76 159ZM106 161V162H105ZM127 161L125 160V163H126V165H127ZM140 161V160H139ZM33 162H34V164H33ZM61 162V161H60ZM59 162V163H60ZM76 162V163H77ZM129 162V161H128ZM137 162H138V160H137ZM141 162V161H140ZM141 162V163H142ZM149 162H151V161H149ZM148 162V163H149ZM13 163V162H12ZM11 163V164H12ZM39 163V162H38ZM62 163V162H61ZM92 163H93V161H92ZM96 163V162H95ZM98 164H99V162H97ZM124 163V162H123ZM122 163V164H123ZM135 164V163H134ZM8 165V164H7ZM87 165H85V167H84V169L86 168L87 169ZM28 166H30V168L31 169H29V167ZM91 166V167H90ZM117 166V167H116ZM121 166V165H120ZM132 166V165H131ZM217 166H219L218 168H216ZM35 167V166H34ZM79 167H81L80 165H79ZM83 167V166H82ZM133 167V166H132ZM131 167V168H132ZM129 168V167H128ZM139 168V167H138ZM221 168L220 169H218L219 171L221 170ZM69 169H71V170H69ZM120 169H124V168H121L120 167ZM34 170H36V172L34 171ZM48 170H50V169H48ZM75 170V169H74ZM102 170H106V171H104V172H106V174L107 173H109L110 174V177H108L107 175V177L108 178H106V179H104L103 181H101L100 182V180H99V178H100V175H101V171ZM127 170V169H126ZM84 171H86V170H84ZM222 171H224V169H222ZM28 172L29 173H31V175L30 174H28ZM40 172V171H39ZM75 172V171H74ZM103 172V171H102ZM129 172V171H128ZM137 172H139V174L137 173ZM133 173L135 174V171H133ZM26 174V179H24L25 178V175ZM28 174V175H27ZM32 174H33V177H32ZM102 174H104V176H105V173H102ZM108 174V175H109ZM39 175V174H38ZM82 175V176H81ZM122 175V176H121ZM125 175H128V173L127 174H125ZM167 175H170L169 177H171V178H168V176ZM24 176V177H23ZM75 176H77V175H75ZM178 176H179V178H178ZM181 176V177H180ZM39 177V176H38ZM101 177H102V175H101ZM126 177V176H125ZM128 177H129V175H128ZM128 177H127V179H128ZM34 178V179H33ZM67 178V177H66ZM53 179V178H52ZM70 179V178H69ZM123 179H124V177H123ZM131 179H132V177H131ZM39 181V180H38ZM58 182H61V181H59V180H57ZM71 181V182H70ZM32 182V181H31ZM51 182H53V180L51 181ZM54 182L53 183H51L50 184V182H49V184L52 186V185H54ZM125 182V181H124ZM126 182H128L129 183V180H126ZM72 183H78V184H80L79 185V187L80 188H78L77 186L78 185H75V187H73L74 185H72ZM103 183H104V185H105V183H107V185H108V189H106V190H103V191H101V189L99 188L101 185H103ZM25 184V185H26ZM223 184V183H222ZM36 185H37V183H36ZM41 185V184H40ZM39 185V186H40ZM38 186V185H37ZM46 186H48V184L46 185ZM121 186V185H120ZM114 187H116V188H114ZM19 188H21V187H19ZM25 188V187H24ZM73 188H78V190H75L74 189V191H73ZM105 188V187H104ZM27 189V188H26ZM42 189H44V190H46V192H47V188L45 189V188H42ZM42 189L41 190H39L40 192H42ZM56 189V188H55ZM99 189H100V191H99ZM20 190V189H19ZM22 190V189H21ZM49 190V189H48ZM52 192L54 191L55 192V190H53L52 188L50 189ZM121 190V189H120ZM128 190V189H127ZM127 190H126V192H127ZM50 191V192H51ZM88 191V193H90L89 194V196H90V202L91 203H89V201L87 202V200L85 201V202H87V208H85V207H83L84 205V203L82 204L83 206V208H85L84 210L82 209V208H80L81 206H80V204L79 203H81V202H84L83 201V198L82 197H84V199L87 197V195L85 194L86 192ZM218 191V190H217ZM15 192V193H14ZM38 192V191H37ZM49 192V191H48ZM49 192V193H50ZM51 192V193H52ZM118 192V191H117ZM121 192H123L122 190H121ZM125 192V191H124ZM123 192V193H124ZM229 192H230V194L229 195H226V196H228V201H232V202H230L231 203V205H232V203L234 202L233 200H235L237 197H238V194H239V192H241V191H237V192H235V191H231V189H229ZM245 192V191H244ZM18 193V192H17ZM20 193V192H19ZM21 193H22V191H21ZM44 193H45V191H44ZM83 194H85L86 196H83ZM115 194V193H114ZM228 194V193H227ZM16 195V194H15ZM20 195V194H19ZM32 195H33V193H32ZM202 195H204V196H202ZM11 196V197H12ZM33 196H35V195H33ZM88 196V197H89ZM200 196H202V197H200ZM225 196V197H226ZM11 197H10V201H11ZM37 197H40L39 199H41V196H37ZM53 197V196H52ZM51 197V198H52ZM224 197V198H225ZM236 197V198H235ZM16 198H18V196L16 197ZM27 198V197H26ZM34 198V197H33ZM32 198V199H33ZM224 198H222V200L224 199ZM13 199V198H12ZM24 199V198H23ZM226 199V198H225ZM9 200H8V202H9ZM14 200V199H13ZM13 200L11 201V202H13ZM245 200H247V199H245ZM15 201V200H14ZM23 201V200H22ZM40 201V200H39ZM52 201V200H51ZM54 201V200H53ZM221 201V200H220ZM227 200L226 201H224V202H226V204H227V202H228ZM7 202V203H8ZM10 202V203H11ZM25 202V201H24ZM23 202V203H24ZM26 202H27V200H26ZM28 202H30V201H28ZM32 202V201H31ZM46 202V201H45ZM48 202V201H47ZM46 202V203H47ZM50 202V201H49ZM245 203H247L246 201H244ZM243 202V205H245V210H246V204ZM45 203V204H46ZM54 203L53 202H51V204L54 206ZM89 203V204H88ZM216 203V202H215ZM220 203V202H219ZM248 203H249V205H248ZM247 203V205L248 206H250V201ZM26 204V203H25ZM33 204H31L30 203V205H33ZM50 204V203H49ZM76 204H78L79 205V209H82L83 211H82V213H81V215H77L78 213H77V208H78V206H76L75 208V211H76V213L77 214H74V215H76V216H78V217H80V220L78 221V224L76 225V228H75V226L73 227V228H75V229H73V231L71 230V232L70 231H66V230H68L69 228H68V222H69V220H68V218L69 219H72L73 220V218H70V216L68 217L67 216V220H68V222H67V220H65V215H64V213H66V212H64L65 210L64 209H66L67 207L66 206H68L69 207V205H76ZM189 204V206L187 207V209L186 210H188V208L189 209H191L192 207L191 206H193V204L192 205H190ZM222 204H223V202H222ZM225 204V205H226ZM240 204H242V203H240ZM4 205V206H3ZM10 205V204H9ZM27 205H29V204H27ZM30 205L28 206V207H30ZM34 205H33V207H34ZM47 205V204H46ZM216 205H218V202H217V204ZM220 205V204H219ZM218 205V206H219ZM18 206V205H17ZM54 206V207H55ZM228 206H229V204H228ZM241 206V205H240ZM251 206L253 207V206H255V205H252L251 204ZM250 206V207H251ZM258 206V205H257ZM32 207V206H31ZM45 207H47V206H45ZM64 207H66V208H64ZM71 207V206H70ZM191 207V208H190ZM214 207V206H213ZM217 207V206H216ZM216 207L214 208L215 210H216ZM224 207H227V205L226 206H224L223 205V208ZM244 207V206H243ZM242 207V208H243ZM249 207V208H250ZM262 207L263 206H258L257 208H256V210H261L262 209ZM25 208H27V207H25ZM220 208H222V205H221V207ZM249 208L246 210V211H248L249 210ZM264 208V207H263ZM5 209V208H4ZM24 209V208H23ZM31 209H33V211L34 210H36V211H39V212H37V214H36V216H35V213L33 212V211H31ZM68 210H69V208H67ZM72 210L74 209V208H71ZM217 209L219 210V207H217ZM255 209V208H254ZM10 210V209H9ZM19 210V209H18ZM71 210V211H72ZM223 210V209H222ZM243 210H244V208H243ZM1 211H3V209L1 210ZM1 211H0V213H1ZM14 211V210H13ZM67 211V210H66ZM81 211V210H80ZM15 212V211H14ZM30 212H32V213H34V219L35 220H33V218H31V216H33V214L31 213V215H29L30 214ZM43 212V211H42ZM42 212L40 213V214H42ZM55 212H56V214H55ZM69 212V211H68ZM68 212L66 213L67 215H69L68 214ZM72 212H74V210L72 211ZM217 212V211H216ZM215 212V213H216ZM219 212H220V210H219ZM218 212V213H219ZM2 213H4V211L2 212ZM6 213V212H5ZM20 213H17L18 215L20 214ZM44 213V212H43ZM47 213V212H46ZM79 213V214H80ZM7 214V213H6ZM213 214H214V212H213ZM212 214V215H213ZM0 215H2V214H0ZM5 215V214H4ZM11 215H13V214H9L8 213V217L9 218H11L10 216ZM18 215H16V216H18ZM212 215L210 216V217H212ZM215 216H216V214H214ZM213 215V216H214ZM20 216V215H19ZM18 216V217H19ZM5 217H7V216H5ZM8 217H7V219H8ZM17 217V218H18ZM44 217V218H43ZM73 217V216H72ZM75 217V216H74ZM185 217H187V215L185 216ZM2 218H3V215H2ZM1 218V219H2ZM13 218L15 219V216L13 215ZM13 218L11 219V220H13ZM20 218V217H19ZM18 218V220L20 221V219H22V218H20L19 219ZM33 220H31V219ZM42 218V219H41ZM77 218V217H76ZM196 218H197V216L195 217V220H196ZM25 219H26V217H25ZM79 219V218H78ZM203 219H205V218H202L201 220H200V222H203L202 220ZM207 219V218H206ZM212 219V218H211ZM5 220H6V218H5ZM11 220H9V221H11ZM23 220V219H22ZM29 220H30V222H29ZM188 220V219H187ZM198 220V219H197ZM8 221V222H9ZM16 221H17V219H16ZM15 220L14 221H12V223L13 222H16ZM19 221H17V223L19 222ZM25 221V220H24ZM32 221V222H31ZM71 221V220H70ZM74 221V220H73ZM77 221V220H76ZM208 221V220H207ZM6 222V221H5ZM4 222V223H5ZM21 222V221H20ZM19 222V223H20ZM197 222V221H196ZM9 223H11V222H9ZM17 223H15V224H17ZM22 223H23V221H22ZM21 223V224H22ZM70 223V222H69ZM74 223H75V221H74ZM222 223V222H221ZM14 224V223H13ZM13 224H11L12 225V227H13ZM14 224V226H17V225H15ZM197 224V223H196ZM19 225V224H18ZM7 226V225H6ZM70 226V225H69ZM10 227V226H9ZM55 227H54V229H55ZM3 228L1 229L0 228V230H2L3 231ZM19 228V227H18ZM67 228V229H66ZM208 228V227H207ZM66 229V230H65ZM173 229V228H172ZM56 230V229H55ZM55 230H50V231H53V233L52 234H54L55 235ZM58 230H57V232H58ZM262 230V229H261ZM5 231L3 232V233H5ZM14 231V230H13ZM15 231H16V229H15ZM44 232V233H43ZM60 232V231H59ZM172 232V231H171ZM0 233H2L1 231H0ZM14 233V232H13ZM49 233V232H48ZM208 233V232H207ZM47 234V233H46ZM51 234V235H52ZM57 234V233H56ZM62 234H63V232H62ZM62 234H60L62 237H64L65 238V236H63ZM203 234V233H202ZM255 234V233H254ZM253 234V236L251 237L250 236V238H249V240L247 239V242L245 243L244 242V245L243 246H241L242 247V250H241V254H243L245 257H249L250 258V256H253V254L255 253V252H257L256 250H257V248H258V246L259 245H262V244H264V231L263 232H259L258 231V233H256L255 235ZM4 235V234H3ZM48 235V234H47ZM46 235V236H47ZM51 235H50V237H51ZM59 235V236H60ZM207 235L208 234H206V237H205V233H204V235H202V237H204V238H207ZM58 236V235H57ZM61 236H60V238H61ZM0 237H4V236H2L1 234H0ZM208 237H210V236H208ZM47 238H48V240H49V237L47 236ZM52 238V237H51ZM51 238H50V241H51ZM167 238V237H166ZM203 238V240L204 241H208L209 240V238L208 239H204ZM35 239H36V241H35ZM63 239V238H62ZM60 240H59V242H60ZM212 240V239H211ZM35 241V242H34ZM41 241V240H40ZM40 241H38V244H40L41 242ZM206 241V242H207ZM210 241V240H209ZM40 242V243H39ZM45 242H43L42 241V245H40L41 247L44 245V246H46V244H48L49 242L47 241L46 243ZM184 242V241H183ZM182 242V243H183ZM24 243V245L26 246L24 249L22 248V247H24L22 244ZM181 242H180V244L177 246V247H175L174 249L172 248L169 252H168V250H167V254L166 255H161V256H164V257H161L160 259V261H159V263L158 264H165L166 263V261H167V259H168V257L170 258V257H172V258H174L173 256H178L177 254H181V252L182 251H184V249L187 247H185L184 246V244H182ZM184 243H186V242H184ZM202 243V242H201ZM21 244V248H22V250H24L23 252H21L22 253V259H20L21 258V256H17V255H14L16 258H14V256H12L13 255V253H14V251L15 250H17L18 249V253H19V248H17V247H19V245ZM50 244V243H49ZM203 244L204 245H206L204 242H203ZM208 244H210L209 242H208ZM208 244H207V246H208ZM28 245H29V247H28ZM31 245V246H30ZM34 246V245H33ZM38 247V248H41V247ZM42 247V248H44L45 249V247ZM28 247V248H27ZM197 247V246H196ZM200 247H201V245H200ZM203 247V246H202ZM209 247V246H208ZM17 248V249H16ZM20 248V249H21ZM188 248V247H187ZM198 248V247H197ZM204 248V247H203ZM3 249V248H2ZM30 249H33V250H30ZM195 249V248H194ZM193 249V250H194ZM22 250H20V251H22ZM47 249H45V251H46ZM187 250V249H186ZM186 250L184 251V252H186ZM190 250H191V248H190ZM189 250V251H190ZM198 250V249H197ZM6 251H5V253H6ZM41 251V250H40ZM132 251H135V252H133L132 253ZM139 251V252H138ZM3 252V251H2ZM183 252V253H184ZM191 252H192V250H191ZM203 251H201V253H202ZM205 252V251H204ZM243 252V253H242ZM4 253V254H5ZM17 253V254H18ZM36 253V252H35ZM165 253H166V251H165ZM182 253V254H183ZM200 253V254H201ZM7 254V253H6ZM20 254V253H19ZM132 254V255H131ZM182 254H181V256H182ZM185 254V253H184ZM187 254V253H186ZM185 254V255H186ZM33 255V254H32ZM34 255H36V254H34ZM188 255V254H187ZM198 255H199V253L196 251H194L193 253H191L189 256H186V257H184V255H183V257L180 259V261H179V263L178 264H194L193 262H194V260H196L197 258H198ZM41 256V255H40ZM135 256V255H134ZM200 256V255H199ZM3 257V256H2ZM6 257H9V256H5V258ZM136 257V256H135ZM149 256H147V258H148ZM238 257V256H237ZM5 258L3 259V260H5ZM137 259H138V257H136ZM142 258V257H141ZM176 258V257H175ZM180 258V257H179ZM201 258V257H200ZM199 258V259H200ZM232 258H235V257H232ZM239 258V257H238ZM237 258V259H238ZM242 258V257H241ZM0 259H1V257H0ZM29 259V261H27V263H26V260H28ZM35 259V258H34ZM134 257H133V261H134ZM143 259H145V258H143ZM178 259V258H177ZM199 259L197 260V262L195 263V264H198V263H200L201 264V262L202 261H199ZM237 259H232V261L234 260L235 261V264H239L240 262H237ZM169 260H171V259H169ZM240 260V259H239ZM33 260H31V262H32ZM132 261V258H131V260L129 261V262H131ZM137 261H140V259H138ZM199 261V262H198ZM226 260H224L223 262H225ZM231 261V260H230ZM233 261V262H234ZM124 262H126V263H124ZM168 262V261H167ZM226 262H228V261H226ZM0 263H2V262H0ZM4 264H5V261L3 262ZM39 263V262H38ZM176 263V262H175ZM229 263V262H228ZM39 264H41V263H39ZM130 264V263H129ZM223 264V263H222ZM226 264V263H225ZM229 264H233L232 262L231 263H229Z\"/></svg>","mask_w":264,"mask_h":264}]
</instances>
